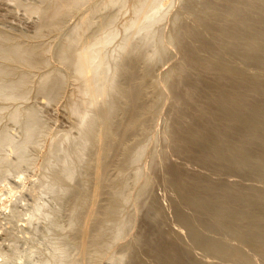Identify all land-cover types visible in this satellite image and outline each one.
<instances>
[{
    "label": "bare ground",
    "instance_id": "obj_1",
    "mask_svg": "<svg viewBox=\"0 0 264 264\" xmlns=\"http://www.w3.org/2000/svg\"><path fill=\"white\" fill-rule=\"evenodd\" d=\"M88 1H91V0H40V2L39 1L36 2L35 5L34 4L32 5L31 2L30 3L25 2V3H28V5L25 6V9L27 8L26 11L30 12V14L34 13L33 15H35V14H37L38 16L40 15V17H41V18L38 17V19H41V20H38L40 22H38L39 24L38 23L36 24L37 29H35L34 35L33 34H32L33 36L30 35L31 36L30 37L27 34L29 36L28 37V36H26V34L24 35V33H22L23 35L21 33H18V34H20V36L17 35V33H16L15 36L16 35L17 36L15 37V36H12L14 33H12V34L9 33L11 35L10 36L9 34H6L7 31H4L5 32V34H4L2 32L3 30L0 29L1 30L0 31V98H1V100L0 101H4V99H5V101H6V99H8V100L11 99V100H16V101L18 99L22 100V99H24L26 96H28L30 94L29 93V92H31L30 91V87H31V90H32V88H34L35 85H37V87L40 89V91L43 94L47 91V93H45L46 96H47L48 93L50 94V97H52L57 92H58V94H56L54 96L62 94V93H59V89L61 90V86L63 85L64 79L68 78L67 77L68 75L66 76L65 73H63L64 70L66 69L67 70L66 72L71 74V79H72V84H73L72 95L68 94L69 95V99H70V101L68 99V101H69L68 103L71 102L70 105H71V107L73 109L72 111L76 112L78 114L76 116H80V118H81L80 119L79 117H76L74 115L76 117L75 118L76 121H77V118H79V121L81 120V123L78 122V121H77L78 122L77 123L75 121V124L76 123L77 124L80 123V126L75 125V124L74 125L76 127L78 126V128L80 129L79 131L84 133V135L86 137V134L88 133V131H87L88 129L91 130V127H94V128L95 127H99V126H97V124L101 123L99 125L103 126L102 127L103 130H99L98 128H96L98 130L95 129L96 131L93 134H91V131L94 130V129H92L90 131V133H89L93 137H96L97 140L99 139L98 140L99 141L98 144L101 143L100 141H102V140L109 139L108 138V134L111 131H113V132H111L110 135H112L113 137L117 133L120 134V131H121V134L119 136H121L120 138H122V141H120V142H122V144L124 145V147H123L124 149L123 150H125V147H126L125 144L127 145V143H128V142L126 143V139H127V141H129V139H128L129 137L126 138V136H128L127 134H128L129 127L132 126V127L136 128L135 124H134L135 118L132 116L134 110H135V112H136L137 108H139V110H140L142 108V106L145 105L144 103L146 101H147V104L148 103L150 104L151 101H152V105L154 104L153 100L150 99V102L148 101L147 97H149L150 95L146 96V94H145L146 89L149 86L151 87L153 85L152 83L160 84L159 86L157 84V86H158L157 87L158 89H156L157 91L159 89L161 90V88L163 86L161 82H158L159 80H156L154 76L152 78V76L150 74H153V73L155 74L156 73L155 70L159 67V65L157 66V64H159V63H157V61H156V59H157L156 53L159 50V48L161 47L162 42H163V44H165L164 41H162L161 36H159V34L161 33V27L159 28L160 25L159 24H158L159 26L155 25V24H154L155 26L153 25V23L155 21H157L158 18H161V15L163 14V13H161V15L159 17V13H160V11H162L161 9L164 8L165 0H102L99 4H97L99 1L96 0L97 1L96 2L97 6L93 4V1H91L94 7L93 6L90 7V10H88V11L84 10L83 12L85 14L81 13L80 16H82V17L81 18H76V20L74 22L76 24L75 27L73 28V30H72V28H69V29L72 30V31L70 30L71 33L67 37H66V35H67V33H66V35L64 36V39H63L64 42L62 41L63 44L61 45V47L59 49L58 61H59L60 65H61V67L63 66L65 68V69L61 68L63 72L59 68H49L46 71L43 70L44 72L41 73L40 70L42 68L45 69V67L46 68L48 67V62L51 64V62L49 61V52H50V49H51L50 42L52 43V41L49 40V38H48L49 36L47 37V35H49L51 32L53 33L55 30H56L55 32H58V30L61 29V28L59 29V27H61L60 25L63 26L62 23L65 22V20H63V19L64 18L66 19V16H69V18H70L71 14H73V13H71L72 10L77 12V9L80 7V5L85 6L86 4H88ZM206 1L209 2V0H206ZM213 1H215V0H213ZM203 2L205 3V0L204 1L200 0V3H198V7L199 8H201L200 5H203ZM220 2H221V6H217L215 4L216 1H215V3H213V2L212 3H206V4H204L205 5L204 7L202 6L203 8H201L200 11H199V8L197 9V7L196 8L193 7L194 6V4H193L194 1L192 3V5H193L192 7H191V4H189V6L192 8V11H193V9L194 10L197 9L195 11V12L198 13V15H197V17H198V20H197L198 21L197 22L198 25L196 24L197 27L196 26L192 27L193 25H195V23L194 24L192 23L193 25L189 24L190 20L188 18L187 19L189 21L185 20V22L188 25L186 23L183 24L181 21L183 20L182 18L184 16H181L182 18H180V16L178 18L174 16V18H176V19H174V18H173L174 20L172 19L175 22L174 23L175 26H171V30L173 28H175V31L172 30L174 32V34L171 33L172 31L170 32L173 35V37L169 34V38L171 40V37H172L173 41L171 40V42L173 44L175 43V45L178 46L179 49H177V50H180L179 52L181 53V55H180L181 58L177 62H175L176 64H175L174 67H172L173 64L171 66L169 65V67L171 68L170 71H168V73H165V74H167L166 77H165V75L163 76V77L166 78L165 81H164V78L162 77L163 78V82H164L163 84L165 85L164 87H167V85H168L169 88H170V91H171L170 95H171V99H172V102H173V114H174L175 120H174V123H173V126H172L170 132H171V135L173 136V143L175 145H177L178 147L182 148L186 152L193 153L196 156H198V157H200L202 159H205L208 162H214L215 163L216 161H219V162H221L223 164L225 162L226 164H230V166H231V164H233V166H237L238 168H240V164L243 163L242 165L245 164L244 166H247V165L249 166V167L247 166V171L245 170L247 173L249 172V174H250V171L252 169L250 171H248V169L253 167L257 171L258 176L264 178V147H263V150H259L258 151L257 148L260 145L257 144L258 146H257L256 149H255L256 145L253 146L254 145V141L258 140V139L255 140L256 137L258 135L260 136V134L264 135V95H263V93H264V84H262L264 81L262 83H259V82L256 81V79H254L250 75H245V76L241 75L238 72V70L236 68H234V67L228 66L227 64L221 63V62H214L213 60L202 56L198 52V50L195 47V45L193 43H191L188 40V38H187L188 32H192L193 31V32H195L197 38L199 40H201L203 42V44L206 47H208V48L217 47V48H219V50L221 52H224V53L228 52V53H231V54L236 55V56L242 55V56H244L243 59H245V62L247 63V66H249V67L250 66H254V65H255V67L256 66L257 67L258 66H264V0H220ZM25 3L23 5H25ZM32 3H33V1H32ZM94 3H95V1H94ZM185 3L186 4H184V5L188 6L187 1ZM89 4H91V3H89ZM112 6H113L112 9L116 13H113L112 16H110V13H111V11H110L111 8L110 7H112ZM189 6H188V8L190 9ZM196 6H197V4H196ZM106 7H107V11L109 10L108 8H110V10H109L110 13L107 12V13H109L108 16H106L107 19L104 20L102 18L104 20L103 21V20H101V18H97V17H99L100 15H102L103 13L106 12V9H105ZM115 7H116V10H115ZM80 8H82V6ZM88 8H89V6L86 9H88ZM91 8L93 10H91ZM101 8H104V11H103V9L101 10ZM117 8H119L120 10H117ZM74 9H76V10H74ZM187 9H185V10H187ZM97 10L103 11V13L102 12H97ZM113 10H112V12H113ZM122 10H124V11L130 10L131 14H129V16L131 15V17L121 21L123 19V15L125 16V12L123 11L124 12L123 13ZM248 10H251V11L253 10L252 14H253V12H255V13L253 15L250 14V16L247 17L246 15H247ZM79 11H81V9ZM95 12L97 13L96 15H94ZM117 12L119 13V15H120V12H121V15H122L121 19H120V16L117 15L118 14ZM213 12H214V14L215 13H217V14L219 13L218 14L219 15V17H218L219 19L215 18V17L212 18L211 15H213L212 14ZM126 13H129V11L128 12L126 11ZM194 13L192 12V14H194ZM98 14H99V16H98ZM178 14L176 13L175 15L178 16ZM64 15H65V17H64ZM93 15L98 20L96 18H94ZM105 15L106 14H103V16H105ZM186 15H188V14L185 13V17H188ZM209 16H211L210 19H215V21L208 19ZM126 17L127 16H125V18ZM185 17H184V19H185ZM77 19L79 20L78 23H76V21H78ZM216 19H218L219 22H222V23L221 24L218 23L216 21ZM94 20L99 21V22L97 23ZM231 21L232 22L235 21V24L234 23L232 24ZM229 22L231 23V25H228ZM99 23L101 24L100 26H98ZM158 23H159V21H158ZM64 25H65V23H64ZM93 25L96 26V27H93ZM152 25L156 28V31L159 29L160 32H157V35L159 36V38L161 40H159L158 36L156 37V35H155L156 32H154L155 28H152ZM97 26H98V29L96 31L95 28H97ZM156 26H158V27H156ZM247 26L248 27L250 26V29L248 30V32H245V30H244V32H245L244 33L243 29L245 27H247ZM91 29H95V31L93 30V32H92ZM204 32L205 33H209V36L206 37L207 34L205 35ZM52 33L50 34V38H51V35H53ZM124 34H126V35H124ZM119 36L121 38L124 37V39H125V40L123 39L124 43L122 41H119V40H121L119 38ZM45 37H47V38H45ZM155 37H156V39H155ZM45 39H48L49 41L45 40ZM52 40H53V36H52ZM116 40L119 41V43ZM150 40L151 41L152 40H154V41L156 40V41L152 43ZM148 41H150V43ZM114 42H116L117 44L114 43ZM121 42H122V44H121ZM113 44H115V45H113ZM146 44H148V45L152 44V46H150V45L148 46V49H151V51L148 50V49H145L146 51L147 50L150 51L149 54H148V58H151L153 56V53L155 54L153 56V59H155V56H156V59L154 60V64L155 65L153 66V68H155V69H152L149 66L150 64L148 65L147 62H146V65H148L150 67L151 72H153L152 70H154L153 73H151L150 71H149L150 73L148 72L149 76H151V78H152V79H150V80H152V83H151L152 85L149 84L150 81L148 80V78L146 76H145L146 78L144 76H143V78L148 80L149 83H148V81H145V83H144L143 79H142L143 82H141L142 81L141 78L140 79L138 78L139 82L143 83L144 85L145 84L147 85V83H148L147 88L143 89L145 91L144 92L145 95H143V93L141 94L142 91H139V90L137 92H135L136 89H140V88H137L138 87L137 85H136L137 87L135 89H134L135 86L132 88L134 90V92H135V95H134L133 91H131V90H130L131 92L130 91L128 92L129 89H127L126 87H128L129 84L128 85L126 84L127 85L126 87L124 86L125 87L124 92L127 89V92L129 94H131L132 97L134 96L133 98H131V97L129 98V96H130L129 95L128 98H125L127 100L130 99V101H131V103H129L130 105L128 104L130 107L127 106L128 108H130L129 109L130 110L129 115L131 117L129 116L130 119L127 117L128 121H126L124 123L122 120L124 118H126V117L123 116L126 113L123 110H126V109L128 110V108L125 107L126 109L125 108L121 109V107H120L119 110H122L125 113V114L123 113L121 115V117H120L119 114H121V112L118 110V108H117L118 111H116V107H115L117 105V102H115V100L119 97L120 93L118 91L120 89L117 90L118 95L115 94L117 97L115 96L116 98L114 100L112 99L113 97H112L111 91L113 89L116 91V89H118L120 85L121 86L125 85V81L123 80L124 78H121V76L124 77L123 76L124 74H122V73H124L123 71H121V73H120L122 75L119 76L120 75L119 74L118 77H120V81L122 79L124 81V83L122 82V84H120L119 86H117L118 84L116 83L117 74L120 72L119 69L123 68L122 70H124V67H125L124 65L125 64H124L123 61L121 62L120 59H119V62H121V64L120 63L119 64L122 65V63H123L124 64L123 67H121L117 63L118 60H116V64H115L114 63L115 62L114 57H115L116 54H117V56H120L118 54H121L120 53L121 50L124 49L123 51H125L126 49H128L125 52V53H127L126 55L128 57L132 56L130 58H133V56H136L134 58V61L136 60V58H137V60L138 59L140 60L141 58L137 57V54L142 52V51L140 50V52H139V50H138V53H137L136 52L137 50L135 51V49L143 47ZM110 46H113V48L110 49L109 48ZM145 47L147 48V45ZM235 47H238V48L240 47L241 49L237 50V48H236L237 51H235L234 50ZM129 48L132 49V51H133V48H134L133 54H134V52H136L137 54L136 53H135L136 55L128 54L129 51H130ZM163 49H165V50L158 51L159 56L161 55L160 54L161 52L163 53L164 51H168L167 50L168 47L167 48L164 47ZM231 50H234L235 54L232 53ZM150 53H152V54H150ZM167 53H165V54H167ZM123 55H121V56H123ZM117 56H116V59H118V58H122L123 59L125 55L123 57H121V56L117 57ZM141 56H142V54H141ZM162 56H165V55H161V57L159 58L160 59L159 61L162 60L161 58H165L163 60L166 61L167 60L166 57H168V55L166 57H162ZM128 57H127V59H128ZM239 58H241V56ZM112 59H114V61ZM143 59H144V57H142V61L141 60L140 61L138 60V61L140 63H143L144 60H145V59L144 60ZM151 60H152V58H151ZM151 60L149 59L148 61L150 62ZM155 61H156L157 64L155 63ZM128 62H126V63H128ZM136 62L137 61H135V63ZM135 63H133V64L136 66ZM140 63H139V65H140ZM50 64H49V66H50ZM117 64L120 66V68H119V66ZM160 64H162V63H160ZM129 65H131V64H129ZM132 66L133 65H131V67ZM135 66H133L132 70L136 69V71H138V69H137L138 67L139 68H140V66L143 67L142 65L137 66V67H135ZM155 66H157V68ZM127 70L129 71V69H127ZM146 70L148 71L147 68H146ZM146 70H141V72H142L141 75ZM35 71H40V75H39L40 78L37 79L38 80V84H37V81H33L36 84L31 82L32 81L31 77H34V76L36 77L37 76L36 74L33 75L34 74L33 72H35ZM130 71H131V69H130ZM130 71H129V73H130ZM138 72H135V73H138ZM135 73L134 74L131 73V75L133 74V75H137L138 77L139 76L141 77V75H138V74H140V72L138 74H135ZM15 75L17 77H15ZM65 76L67 78H65ZM126 78H127V76H126ZM156 78H157V76H156ZM134 79L135 78H133V79L130 78V80H131L130 81L129 78H128V83H129V81L131 83L134 81L133 84H135V80L136 79L135 80ZM153 80H156V81L153 82ZM31 83L34 86L31 85ZM69 84H70V82H69ZM132 85H131V87H132ZM138 85H140V84H138ZM153 86L151 88H153ZM142 87L144 88L143 85H142ZM159 87H161V88H159ZM38 88H37V90H38ZM154 89H155V87H154ZM154 89H153L152 92H151V89H150V91H149L150 93L147 92V95L151 94L153 92L155 93L156 90H154ZM140 90H142V88ZM166 90H167V88H166ZM61 91H63V90H61ZM120 92L123 93V91H121V90H120ZM159 92H161V91H159ZM164 92H165V90H164ZM161 93H159V94L161 95ZM155 94H156V96H155ZM155 94L154 95L152 94V95L157 97V93H155ZM167 94H169V92ZM257 94L262 96V97H260V99L258 97L255 98V96ZM124 95L127 96L125 93H124ZM152 95H151V97H152ZM142 96H143V100H142ZM120 97H121V95H120ZM139 98H140V102L138 101ZM158 98H159V101H158ZM158 98H156L157 100L155 99L156 102H160L159 104H161V101H162V104L165 103V102H163V98H161V100H160V96H158ZM118 99H120V98H118ZM122 99H123V95L121 97V100H119L120 103H121V101H123ZM141 100H142V103H143L142 106H141ZM116 101H118V100H116ZM137 101H138L137 105L141 106V108L136 106ZM156 102H155L154 105H157ZM19 104L20 103H18L16 105L20 106ZM126 105L127 104H125V106ZM18 106H15V108L16 107L18 108ZM162 106H160V107H162ZM68 107H69V110H70L69 104H68ZM160 107H158L155 110V106H154V108H153L154 110L153 109L149 110V107L147 106L146 110L148 109L147 110L148 114H146V113L145 114H146V116L148 115L147 117H149V119L147 120V117L145 116L146 124H147V121H149V120L151 121V119H152L151 117L153 116V113L151 111H153V112L157 111V110L161 111L162 109ZM150 108H152V107H150ZM18 109H20V111ZM18 109H16V110L14 109L15 110L14 112H12L13 110L11 111L12 112V114H11L12 117L11 118H13L14 120H18L21 117L20 116L21 110L23 112V108L21 109V107H20ZM143 109H144V107L141 109V111H143ZM34 110H35V108H34ZM113 110H114V113H115V111L118 113V114L115 113V115H116L115 117L118 118V119L120 118V121L118 120L119 121V125L121 124V122L126 124L124 127H123V125H124L123 124L122 125L123 128H121V125L119 126L118 122H117V127L119 126L120 128L119 127L118 128L121 129L118 132H117V130H119V129L116 130L114 127H113V130L111 129V131L108 132L109 129L111 128L109 122L113 121V119H111V118H113V115L112 116L110 115V114H113ZM26 111H28V112H26ZM26 111H24V114L28 115L26 117H27V120L29 119L30 122L28 121L29 123L28 122H27L28 124L26 123L28 126H27V128H25V129H27L25 134H24L25 135V137H24L25 139L23 138L24 140H22V142L18 141V143H16L17 145H15L14 141H12L13 136L10 134L12 136V139H11L10 136L8 135L9 132L7 133V131H6L7 129L3 128V129H6V130L1 129L2 132L0 131V148L3 145L4 146L5 145L8 146V144L11 143L12 145L14 144V147H17V150H16L17 152H18V149H19L20 152H23L25 154L26 148L28 150L27 146L29 145V143L31 142V144H33L32 142H35L34 140H35L36 137H35L34 134H36L37 131L40 132L41 129H43L41 126H44V125H43L42 121H40V122H42L41 123L42 125L41 126L39 125V123H40L39 119L37 117H36V119H38V121L35 119V112L33 110H26ZM128 111H127V116H128ZM141 111L139 112L140 114H141ZM159 111H157V113L154 112V114L158 116L159 113H160ZM170 111L172 112V110L169 109V114L168 115H170V117H171L172 114H171ZM109 115H110L111 118H109ZM117 115L119 117H117ZM149 115L150 116L152 115V116L150 117ZM154 116H153V120L156 121L157 119H154L155 118ZM121 118H122V120H121ZM33 119H35V120H33ZM125 120H127V119H125ZM116 121H117V119H116ZM116 121H115V123H116ZM138 122L140 123V121H138ZM142 123H144V121ZM148 123H150V122H148ZM115 125H112V126H115ZM150 126L152 127V124ZM40 127H41V129L36 130L37 128H40ZM78 128H77V130H78ZM149 129H150V127H148V130ZM114 130H116L117 133H115ZM79 131H77V132H79ZM83 131H85V132H83ZM141 132L144 133V131H141ZM145 132L147 133V131H145ZM82 133H80V135ZM148 133H149V131H148ZM57 134L58 133H56L55 135H57ZM65 134H64V137H63V135L61 136L62 137L61 139H58L57 136L53 135V137H55V139H53L52 142H51V145H50L51 149H49V153L47 152L48 155L50 154L53 157V159H54V157L56 156L55 154L59 155L61 153L60 150L62 149V150H64L63 152L65 154L61 153L60 155H62V154L65 155V158L64 159L59 158V157L57 158V156H56L58 161H60L61 159L63 160L62 163L60 162L61 164H57L59 162H56L55 159L54 160L51 159L52 158L51 157L50 159L52 161V164H54V162H56L55 164H57V166L59 165L58 168L61 167V169H60L61 171L58 170V168L56 167L55 164L54 165L51 164L52 165V166L50 165L51 167L49 166L50 170H51V168H53L55 166V168H56V169L54 168L55 171L58 170L60 173H63L64 175L63 174H61V175H63L64 178L65 177L67 179L70 178V177L74 178V176H75L76 179L78 180V183H79V180H80L79 178H82V177H78L77 178V176H80V174L83 173L86 169L79 168V166H77V162H80L78 165H83L81 163H84L85 165H83L81 167H85V166L87 167L88 166V168H90V169L87 168V170H90V171H91V168L95 167V170L92 169L94 171L93 173H95V176H94V174L91 173L92 171L91 172L88 171V174H89L88 176H93L95 178V184L94 183L91 184V185H94V191L93 190L91 191L90 190V186H89V187H87L89 189H85V191H83V192H86V191L90 190L91 193L89 191L88 192L91 195H93L92 193L94 192L95 196L93 195L94 198L92 196V199L94 201H95V199L98 200L97 198L100 195L99 192H100L101 188L106 186L105 183L103 185V177H104L103 174L106 173V176L108 174L107 173L108 171L105 170L106 166H107V170H109V172L111 174V168H110V166L108 167V165H107L108 163L106 162L107 158L110 160L112 154H115V156H117V159H118L119 154H121V153L123 154V152H124V154H126L127 152L125 153V151H123V150H121L123 152L119 151L120 147H117L118 146L117 144L120 145V142L116 143V141L118 142V140L114 141V143H116L115 145L112 142L111 143L116 149L119 148L117 150V151H119V154L116 153V152H113V153L110 152L111 150L115 151V148L111 145L109 140H108L109 142L108 143L106 142V144L104 143L105 142L104 141L103 142L104 144L102 143L103 145L102 144L100 145L101 147L97 144V142L95 144H93L95 142L94 140L96 138L91 140L92 142L94 141L93 143H90V141L88 139L91 138V137H89L91 135L88 134L87 136L89 138L86 137V140L90 143L89 145L92 147V152H91L92 155H93V151H94L95 148H96V150H98L97 148H99V150H98V153H97V151L94 152V155L95 154L97 155L96 159L93 158L94 163L91 161L92 159L89 160L91 162H86L87 160L81 162V160H84L83 157L81 158V156L84 154V152H86L88 154V150H89L88 149L89 147L87 148V146H89V145H87L88 142L86 140H83V137H84L83 134H82L83 137L80 136V138H82V139H80L79 137H78L79 139H76L77 137L74 136V139L79 140V141L81 140L80 142H78V141H76V140H74L72 138L73 137L72 133L68 132V134L67 133H65ZM69 134H72L71 135L72 137ZM150 135L151 134H149V136ZM106 136H107V138H105ZM119 136L116 135V139L117 138L119 139ZM146 136H147V134H146ZM33 137H35V138H33ZM59 137H60V135H59ZM260 138H261V136H260ZM112 139H114V138H112ZM112 139H110V140L113 141ZM124 139H125V143H123ZM136 139H138V137L135 138V140ZM148 139H149V137H148ZM261 140H262V138H261ZM72 141L77 142V145H75L74 142L72 143ZM15 142H17V141H15ZM137 142H136L137 148L135 146V148L137 150L135 149L136 151L134 153H130L132 151V150H130L129 154L130 155L133 154L132 155V159L133 158L137 159L138 157L141 156L140 158H138V161H139L144 156H143V154L141 152V150H142L141 147H139V149H138V146H143V150L147 151L146 150L147 142L143 141V142H146V144L142 143L144 145H141V144L138 145ZM6 143H8V144H6ZM256 143H259V142H256ZM91 144L93 146H95L97 144L99 147L96 145L97 147L95 146V148L93 149V146ZM122 144H121V146H122ZM72 145H74L75 147L73 146V148H71ZM218 145H222L220 147V149L217 148ZM11 147H13V146H11ZM14 147H13V149H14ZM113 148H114V150H113ZM155 148H156V146H155ZM155 148L152 150V152L155 150ZM259 149H260V147H259ZM128 150L129 149H127L126 151H128ZM58 151H60V152L58 153ZM155 151H157V150H155ZM155 151L153 152V154H155ZM109 152L112 153V154H110L111 156L107 155V153H109ZM0 153H1L0 155H2L1 149H0ZM23 153H22V155H23ZM26 153H28V151ZM151 153H150V155H151L150 157L152 159L149 157L150 159L148 160V163H150V162L151 163L149 164V167L147 168V170L149 171L150 167H152V169H150V172L152 170H154V169L155 170L159 169L158 168L159 165H157L158 163L155 162V158L157 160H158V158H157V156L154 157L155 155L153 156ZM124 154L121 155V157L124 156L123 158L125 159V155ZM139 154H142V155L139 156ZM18 155H19V153H18ZM20 155H21V153H20ZM48 155L45 156V154H44L45 160L40 158L41 162L43 161L42 162L43 165H44V162L47 159H49L47 157H49L50 155L49 156ZM105 155H107L106 158H105ZM127 155H126V157H127ZM130 155H128V156L130 157ZM156 155H157V152H156ZM160 156L161 157L159 159H161L163 157L162 154ZM3 157H4V151H3L2 159L3 160H4V158L8 159L7 158V154H6V157H4V158ZM19 157H17L18 160H19ZM26 157H27V154H26ZM41 157H43V156H41ZM121 157H119L120 160H121ZM145 157H144V159H145ZM158 157H159V155H158ZM76 159H78L79 161L77 160V162H75L76 163L75 164L74 161ZM127 159L123 160V162L124 161H126V162L129 161L128 162L129 164L131 162V164L129 166H131V168H133L134 165H132V161L133 160L131 159V157H130L131 161L129 159L128 160ZM146 159H148V158H146ZM146 159H145V161H146ZM142 160H143V158H142ZM153 160H154V162L156 163L157 166L155 164H152ZM51 161H49V162H51ZM115 161L116 160L114 159V162ZM3 162H1V163H3ZM46 162H47L48 165L50 164L48 162V160ZM140 162L141 161H139L137 164H140ZM161 162H162V160H161ZM86 163H91V164L87 165ZM117 163L119 164V162H117ZM9 164H10V162H9ZM9 164H8V166H9ZM47 164H45V165H47ZM93 164H96V165L93 166ZM115 164H116V162H115ZM115 164H113L114 167L120 166V164L119 165L116 164L117 166H115ZM122 164H121L122 168L120 169L121 171H123L122 170L123 167H126V166H123L125 163L123 165ZM144 164H146V163H144ZM151 164L153 166H151ZM3 165H4V163H3ZM113 165H111V166L113 167ZM164 165H166V164H164ZM8 166L6 167L7 170H8ZM89 166H91V167H89ZM129 166L127 165V167H129ZM161 166H163V165L161 164ZM161 166H159V167H160V169L162 171ZM227 166H229V165H227ZM1 167H3V166H1ZM47 167L48 166H46V168H44V169H46V171H47ZM76 167H78L79 170L82 169L84 171L81 172L82 171L81 170L80 171L81 173L79 172L80 174H78V172H77L78 175L76 173H75V175H73L74 172H76ZM120 167H118V168H120ZM153 167H154V169H153ZM168 167H169V170L171 171L170 173H172V175H173V178H174L173 180L175 181V183L177 184V186H178V188L180 190L179 192L183 195V199L185 200L184 202L185 203L187 202V203H189V205H191V206L193 205L194 207H196V209L198 210L197 212L201 213L200 216L203 215L204 218H203L202 221L204 222V224L206 226L204 227V225H203V228L201 227V229L205 228V231H206V228L207 229L208 228H214L217 231V228H219V229L220 228H222V229L225 228L224 230L227 233H230V237L231 238H232L231 233H233L236 236L235 233L239 234V232H240V233H242L243 238L247 242H250L257 251H259L260 253L264 254V207L261 205L262 201H264V197L262 195H260V194H250L249 192L248 193H246V192L243 193L242 191H239L241 189L239 187H237V191H235L236 187L232 188L233 186H232L231 182H230V184H231L232 187L230 185L221 186V185L213 184L210 181L205 180L204 178L190 176L186 171H184L182 169H177L176 167H174L173 164H171V162H170ZM140 168L143 169L142 167H137L135 169L141 175L143 171L141 172ZM164 168H165V166H164ZM229 168H232V167H229ZM234 168L235 167H233L232 169H234ZM165 169H167V168H165ZM243 169H245V167ZM7 170H4V172L5 171L7 172ZM9 170H10V168H9ZM125 170H127V169H125ZM155 170L153 172H154V174L157 175V172ZM169 170H168V172H169ZM255 170H253L254 172H252V174L255 173ZM0 171L3 173V169L2 170L0 169ZM51 171H53V169ZM51 171L48 172V173H51ZM58 171H56V173H58ZM121 171H120V174L122 176ZM163 171H164V169H163ZM89 172L92 175H90ZM53 173H54V171L51 174H53ZM123 173L125 174L126 172L123 171ZM143 173H145V172H143ZM146 173L148 174L147 171H146ZM170 173H169V176H170ZM228 173H229V171H228ZM233 173H234V171H233ZM86 174H87V171H86ZM86 174H82L81 176H83V177L86 176L87 177ZM134 174H136V172H134ZM139 174L137 173V175H135V176H139ZM147 174L145 176V178H147V179H148V177L150 178V176L153 175L152 173H150V174H148L150 176H147ZM165 174H166V172H165ZM243 174H245L244 171H243ZM163 176H165V175H163ZM163 176H162V178H163ZM110 177L111 176H109V178ZM156 177L152 176V179L156 178ZM44 178H46V176ZM51 178L55 179L57 177L54 178L52 176ZM73 178H71V179H73ZM109 178H107V181L111 180V178L110 179ZM127 178L128 177H126V180H128ZM74 179L71 180V181L73 182ZM83 179L80 180V182H81L80 184H82V183L84 184V180ZM147 179H145L143 185L139 189V193H137L138 195L136 197L137 198L139 197L138 199H140V196H143V193H145L146 191L149 192V188H147V186L150 185L151 183L148 184ZM163 179L165 180L166 178H163ZM43 180H45V179H43ZM49 180L51 182L52 179L49 178ZM85 180L87 182L86 185L87 184L89 185L90 182L88 183V181H90V180H88L86 178H85ZM148 180L150 181V179H148ZM223 180H225V179H223ZM54 181H56V184H60L59 180H58L59 183H57L58 182L57 179H55ZM54 181H53V183L55 184ZM63 181L65 182V179ZM68 181L70 182V179H68ZM151 181H153V180H151ZM64 182L61 183V185H63ZM145 182H147V183H145ZM153 182H155V180ZM225 182H227V181H225ZM66 183H68V182L66 181ZM74 183H76V182H73V184ZM172 183H173V181H172ZM220 183H222V182L220 181ZM223 183H224V181H223ZM228 183H226V184H228ZM54 184H52V185H54ZM112 184L113 183L111 181V185ZM52 185L49 186V188L52 189V193H57V195H59L60 193L64 192L63 189H59L61 185L60 186L58 185L59 187H57V185L53 186V187H55V188L57 187L59 189V190H57V192H54L55 188L53 189ZM126 185H128V183ZM126 185L124 186V184H123L122 186H124V187L123 188L121 186L120 187L124 190L126 188ZM171 185H170V187H171ZM44 186L47 187L46 185H43V187ZM67 186L71 187L72 185L71 186L67 185ZM78 186H80V185L78 184L76 187H78ZM107 186L109 187L108 184H107ZM76 187L75 188L73 187L74 189L69 190L70 191L69 193L70 194H73L75 192L78 193L80 191H78V190L76 191L75 189L83 188V186H81L80 188H76ZM85 187L86 186L84 185V188ZM91 187H93V186H91ZM106 187H105V189H106ZM150 187H152V186H150ZM49 188H48V190H49ZM61 188H63V187H61ZM115 188H118V190H119V187H115ZM153 188H154V186L151 189H153ZM65 189H67V187H65ZM91 189H93V188H91ZM146 189H148V190H146ZM46 190L47 189H45V191ZM67 190H65L64 193L66 194V196H69L70 194L68 195V193H66ZM73 190H75V192ZM144 190H145V192H143ZM71 192H73V193H71ZM81 192L78 193V194L80 195ZM88 192L85 193V194H88ZM103 192H104V190H103ZM152 192H154V190H152ZM120 193H122V194H120ZM120 193L117 192L118 195L119 194L122 195V196L119 195V197H121V199H122L124 197L123 195H125L124 191H120ZM150 193H151V191L149 192V194ZM172 193H173V190H172ZM180 193H179V195H180ZM62 194H60L59 196H61ZM151 194H154V193H151ZM101 195H100V197H101ZM146 195H147V192H146ZM176 195H177V192H176ZM63 196H61V197H63ZM83 196L84 195L81 194V200L83 199L82 198ZM85 196H87V195H85ZM96 196H98V197H96ZM79 197L77 198L76 197V193H75V198H77L78 201H79V204H81L84 200H82V202L80 203V200H79L80 198ZM112 197L113 196H110V198H112ZM125 197L128 198L127 196H125ZM148 197H147V199H148ZM85 198L86 197H84V199ZM150 198L152 199V196ZM156 198L153 195V199L152 200H155L154 202H156ZM175 198H177V197L175 196ZM113 199H115V198L113 197L111 199L112 202H114V203L117 202L116 200H113ZM147 199L143 198L142 201H144V200L147 201ZM93 200H92V204H93ZM149 200L150 199H148V201L146 202L145 205L140 201L141 202L140 203L141 207L144 206L145 207L144 209H146V206H148L150 203L152 204V202H151L152 200H150V201ZM157 200H158V198H157ZM177 200L178 199H176V201ZM119 201H121V200H118V202ZM176 201H175V203H177ZM180 201H182V200H180ZM86 202H87V200H86ZM112 202H109L110 203V204H108L109 207H110L111 204L112 205L114 204ZM148 202H150V203L147 205ZM178 202H179V200H178ZM120 203H121L120 206L117 205L118 203L116 204V206H119V208L115 207V205H114V207H115L114 209L112 208V206L110 208L113 209V211L115 209H119L120 211L123 212V210L121 209L123 203H122V201ZM157 203H154V204H157ZM151 204L147 207V211L151 207ZM154 204H152V205H154ZM176 205L180 206L179 204H176ZM80 206H82V205H78V207L81 209ZM84 206H87V205H84ZM159 206H157V207L159 208ZM175 206H174V208H176ZM185 206H186V204H185ZM88 207L89 208H86V209L89 210L91 206H88ZM106 207L107 206H105L103 208H105L107 210V208H109V207H107V208ZM153 207H155V206H153ZM184 207H182V208H184ZM93 208L94 207H92L90 209V212L87 210L89 212L88 215H90L88 217L89 219H87V221L88 220L90 221V219L92 220V218H94L93 217L94 214H95V218H96V213L95 212L94 213L91 212V210ZM191 208H193V207H191ZM82 209L84 210V208H82ZM152 209L153 208L149 209L148 213H150V211H152ZM161 209H163V208L161 207ZM196 209L192 210L193 211V218H195L194 217V213L196 212L195 211ZM39 210H41V209H39ZM106 210H105V212H106ZM109 211H111V210H109ZM109 211H107V213ZM115 211H116L115 213H118L117 210H115ZM161 211L162 210L159 209V211H157V213L161 212ZM177 211H178L179 217H178V214H176V213L175 214L178 217V219L180 218L179 223H180V221H182V224L184 222L185 223L184 227H185L186 224H189L193 228L196 227L195 225H193V222H192L193 218L191 220L189 217H187V214L184 215L185 213H182V211L185 212V210H181V208H180V210H177ZM105 212H103V213L105 214ZM122 212H119L118 215L115 214V215H117V218L115 219L114 222H112L111 224H110V222H107V224H106V225L110 224L111 225V229H112V227H114V229H113L114 233H111V235L113 234L112 238L111 239L109 237H108L109 239L108 238H106V239L103 238L104 241L106 242V243L105 242L104 243L107 244V245L113 244V242L115 240H117V239H120V238L122 239V235L125 232V228L127 226V222L131 221V219L129 217H128V220L126 219L127 218L126 217L125 219L127 221H125V219L122 216L123 215ZM152 212H156V211H152ZM186 212H187V209H186ZM161 213H159V217H160ZM227 213L228 214L230 213L231 215L229 216ZM102 214L100 216L101 218H103ZM144 214H145V211H144ZM163 214H161V215L163 216ZM165 215H166V213H165ZM196 215H199V214H196ZM225 215L229 216L230 218H228V217H227L228 219L225 218L226 220H228V222H226L227 223L226 225H223V223L221 221V217H223ZM104 216H107L106 219H108V217H109L108 215H104ZM144 216L148 217V218H149V216H154V218H155L156 214L155 215L153 213L149 214V215L145 214ZM97 217H98V214H97ZM156 217L159 218L158 216H156ZM164 217L162 219L166 220V219H164ZM190 217H191V215H190ZM95 218H94V223H93V221L90 222V223H89V221L85 222L86 221V219H85L84 224L88 223V225L90 226L91 223H93L94 225H96V229H97V224H99L100 221H102V220L104 222V218L100 219V221L98 219L99 222L98 221L96 222ZM149 219H148V221H149ZM144 221H147V220L144 219ZM150 221H151V219H150ZM156 221L157 220H155L154 223ZM75 222L78 223V221H75ZM75 222H73V224H71L72 223V221H71L70 225L71 226L75 225L74 224ZM103 222H101V223H103ZM141 222H142L141 224L143 225V221H141ZM161 222L159 221V223L163 224V225L159 224L160 227L161 226H164V227L167 226L166 225L167 221H165L166 224L164 223V221L162 223ZM95 223H97V224H95ZM152 223L153 222H150L148 224L149 228L147 229L148 230L147 233L149 232V229H151L152 227L153 228L156 227V228H155V230L152 229V232L150 231L151 233H154L153 231H157L158 229H159L158 231H160V232L162 231L163 232V228L164 227H162V229L161 228L157 229V227H159V226L156 225V226H152L151 227L150 224H152ZM195 223H197V221ZM198 223H200V222H198ZM201 223H200V225H201ZM94 225H91V227H93ZM102 225H103V228H105L104 229V233H106V231L108 229H107V227H104L105 226L104 223ZM145 225H146V223H145ZM153 225H155V224H153ZM249 225H253L254 228H255V225L256 226L259 225L258 232L254 233L253 232L254 230L252 231L250 229ZM76 226H77V224L75 226H72V227H74L76 229H79L78 228L79 226L78 227H76ZM223 226H224V228H223ZM143 227L144 226H142L141 228H143ZM80 228L82 229L83 226L80 227ZM94 228L95 227H93V229H92L93 231L95 230ZM103 228L102 227L100 228V230L102 229L101 230L102 232L99 231V228H98V233H100V232L103 233ZM144 228L140 229V231H143ZM198 228H199V225H198ZM126 229H127V231H126V233H127L129 229L128 228H126ZM166 229L168 230L169 228L167 227ZM170 229H172V228H170ZM188 229H190V227ZM241 229H243V231ZM244 229H245V232H244ZM164 230H165V228H164ZM192 230L193 229H191V231ZM200 230H199V232H201ZM83 231L84 232H81V234L84 233V240H83V245L81 244V246H83L82 251L84 253V250L86 249V247H88V248L91 247V249H94V247H96V246L98 247L99 246V241H97L98 245H94L95 243H93L96 240L92 241V243H90L89 241L87 242L85 240V236H87L86 232H89V231H87V226H86V229H84ZM93 231H91V232L93 233ZM145 231H144V233H145ZM95 232H96V230H95ZM162 232H161L162 236H160V233L156 232V233L159 234V236H157V239H159V237H162L161 239H163V241L161 239H159V241L160 240L161 241L158 242V243H156L157 242L156 238H154V240L156 239L155 241L153 240V238L151 237L152 236L151 234L145 233V235L147 234V236L151 235L149 237L150 239H148L150 241H148V242L149 243L151 242V238H152V241H154V242H151L152 243L150 245L151 248L148 247V249L150 248L151 251L148 250V249H141V250L142 251L143 250H148V253L149 252L154 253L152 255L150 253L148 254L147 251H146V253L148 255H150V256L151 255L152 256L155 255L156 258L160 259V261L163 264H207L208 263V261H207V263H205V262L202 263L201 261H198V262H201V263H197L198 259L196 260V262L191 260L190 257H188V255H187V251L188 250L186 251L185 249L188 246L190 247L192 245H188L187 244V247H185V249L182 250V249H180L179 245H177V243L179 242L178 239H176L178 242H175V239H174V241H171L170 240V239H172L171 234L167 233L171 237L170 239H167V235L165 234V232L163 234H162ZM166 232H168V231H166ZM179 232H177V233H179ZM188 232H190V231L188 230ZM193 232H194L193 235H192L191 232L190 233H191L192 237L193 236L195 237V238L193 237L195 239V242L197 240L199 241V243L197 242L198 243L197 247L201 243L204 247H206V249L205 248L204 249L207 252H208V249L214 250V251L219 253V255H217L218 257L221 255L220 256L221 258H222V255L229 256V257H231V256L232 257L233 256H239V257L243 256V253L240 252L239 248L238 249L229 248L225 243H223L224 241L223 242H221V241L220 242H216V241H212V240L207 239V238H202L201 236H199L198 230L194 229ZM98 233H96V234L98 235ZM177 233L173 232V235L177 234ZM139 234H140V232L138 233V235ZM164 234H165L167 240H165V236L163 237ZM205 234L207 235V232ZM224 234H226V233H224ZM142 235L140 236V238L142 237V240H139V237H137V236L136 237L138 238L137 241L139 240V241H141L143 243L144 242L143 240L147 236L143 239V237L145 235H143V236ZM180 235H181V233H179V238H180ZM191 235H189V236H191ZM208 235H210V234H208ZM176 236L178 237V235H176ZM226 236H227V234H226ZM88 237H90V236H88ZM228 237L229 236H227L226 238H228ZM237 237H238V235H237ZM82 238L83 237H81V240H82ZM97 238H98V240H101V236L97 237ZM173 238H174V236H173ZM233 238H234V236H233ZM93 239H94V237H93ZM146 240H147V238L145 239V243H143V244L140 243L141 246L142 245L144 246L143 248H145L146 244L148 243ZM215 240H217V239H215ZM107 241H109V242H107ZM81 243H82V241H81ZM87 243H88L89 246L87 245ZM149 243L147 244V246L149 245ZM192 243H194V242H192ZM243 243L245 244V241ZM243 243L241 242V244H243ZM67 244H68V241H67ZM70 244L71 243L69 242V247L71 246ZM132 244H131V247H132ZM135 244H137V242ZM184 244L186 245V241L184 242ZM56 245L58 246V248L59 247L60 248L64 247L63 245L61 247L60 246L61 244L58 245V244L55 243V246ZM107 245H106V247H107ZM125 245L126 246H130L129 243H127ZM137 245H139V244H137ZM147 246H146V248H147ZM194 246L192 247L193 249H194ZM239 246H241V245H239ZM243 246L246 248L245 245H243ZM56 247L54 249H56ZM233 247H236V246H233ZM182 248H183V246H182ZM248 248H250L252 250V247L249 246ZM69 249L71 250L72 247L69 248ZM134 249H132V250H134ZM250 249H249V251H251ZM126 250L124 251L125 253H127ZM138 250H140V249H138ZM256 250H255V252H257ZM63 251L64 250L61 249V251H59V252H62V254H63ZM203 251H201V252H203ZM253 251H254V249H253ZM70 252L68 253V256L71 255ZM87 252L84 255H87L88 254ZM189 252H191V251H189ZM189 252H188V254H189ZM89 253H90V255L88 254V256L90 257L91 256V252H89ZM97 253H98V249H97ZM205 253H201V254H205ZM193 254H195V253H193ZM206 254H208V253H206ZM244 254L247 255V252H245ZM81 255H82V252H81ZM94 255H95V257L97 256L96 254H94ZM120 255L123 258L125 257L123 252ZM127 255H128V253H127ZM131 255H133V253H131ZM198 255H200V254H198ZM250 255H251L250 258L247 257L248 260L252 259L253 255H252L251 252H250ZM260 255H261V257L264 258V255H262V254H260ZM50 256H52V253L50 254ZM53 256H55L54 251H53ZM88 256H87V261H88V258H89ZM64 257L65 256H62L61 258H64ZM95 257L92 256V258H95ZM134 257L136 258V256H134ZM214 257H216V255ZM243 257H242V259H243ZM55 258H58V256H56ZM61 258H59V259L62 261V264H64L65 260H62ZM70 258L73 259L75 257H70ZM92 258H91V260H92ZM113 258L116 260V258L118 259L120 257H119V255H117L116 257H113ZM130 258H129V260H130ZM46 259L48 260L49 257L46 258ZM207 259L209 260V258H207ZM244 259L247 260L246 257H244ZM70 260L71 259H69V262L71 264H73V262H71ZM203 260H205V259H203ZM44 261H45L44 263L49 262V261H46V260H44ZM160 261L158 260V262H160ZM55 262H57V260H55ZM55 262H53V263H55ZM156 262H157V260H156ZM214 262L215 261H213V263ZM58 263L59 262H57V264ZM85 263L83 262V264H85ZM131 263H133V264H141L138 259H136L135 261H133V259H132ZM162 263H159V264H162ZM46 264H50V263H46ZM79 264H82V261H80Z\"/></svg>",
    "mask_w": 264,
    "mask_h": 264
},
{
    "label": "rangeland",
    "instance_id": "obj_2",
    "mask_svg": "<svg viewBox=\"0 0 264 264\" xmlns=\"http://www.w3.org/2000/svg\"><path fill=\"white\" fill-rule=\"evenodd\" d=\"M32 1H33V3H32ZM35 0H0V29L1 30H3L2 32L5 34V32L4 31H7L6 32V34H9V33H14L12 36H15V34L17 33V35H19L20 36V34H18V33H24V35L26 34V36H30V35H34V33H35V29H37V26H36V24L38 23V22H40V21H38V20H41V19H38V17H40V15L38 16L37 14H35V15H33V14H30V12H28V11H26V9H25V6L26 5H28V3H30L31 2V4L33 5H35L36 4V2H40V0H36L35 2H34ZM91 1H93V4L94 5H96V2L97 1H99L97 4H99L102 0H91ZM91 1H88V4H86L85 6H83V5H80V7L82 6V8H78L79 10L81 9V11H79L78 9H77V12L76 11H73L72 10V12L71 13H73V14H71V16H70V18H69V16H66V19L64 18L63 20H65V25H64V23H62L63 24V26L62 25H60L61 27H59V29L60 30H58V32H51L53 35H51V38H50V34L49 35H47V37L49 38V40L50 41H52V43L50 42V44H51V49H50V52H49V61L51 62V64L48 62V67L46 68L45 67V69L44 68H42L40 71H41V73L42 72H44V71H46V70H48L49 68H59L61 71H62V69H65L63 66L61 67V65H60V63H59V61H58V53H59V49H60V47H61V45L63 44V39H64V36L66 35V33H67V35H66V37L71 33V31L73 30V28L75 27V20H76V18H81L82 16H80V14L82 13H84L83 11L84 10H90V7H92L93 6V4H92V2ZM94 1H95V3H94ZM169 1V2H168ZM187 1V4H188V6H189V4H191V7L193 6L192 5V3H193V1H194V6L193 7H197V9L199 8L198 7V3H200V0H165V2H164V8L163 9H161L162 11H160V13H159V17H160V15H161V13H163L162 15H161V18H158V20L157 21H155L154 23H153V25L155 24V25H158L159 26V28L161 27V35L159 34V36H161V39H162V41H164V43L166 44H163V42H162V44H161V47L159 48V50L158 51H163V50H165V49H163L164 47L165 48H167L168 47V51H164L165 53H167V54H165L164 52V54L161 52L160 54L161 55H165V56H162V57H166L167 55H168V57H166L167 58V60L165 61V60H163V59H165V58H161L162 60L161 61H159L160 59V57H161V55L159 56V53H158V51H157V53H156V55H157V59H156V56H155V59H156V61H157V63H159V64H157L156 63V61H155V63L157 64V66L159 65V67L157 68V66H155L157 69L155 70L156 71V75L153 73L154 72V70H152L153 72H151V70H150V67L152 68V69H155V68H153V66L155 65L154 64V60L155 59H153V56L155 55L154 53H153V56L151 57L152 58V60H151V58H148V54H149V52L151 51V49H148V46L150 45H148V44H146L147 45V48L145 47V46H143V47H140V48H137V49H135V51L138 53V50H139V52H140V50L142 51V52H140V53H136V52H134V54H133V51H134V48H133V51H132V49H130V51H129V53L128 54H131V55H136L137 54V57H140L141 59V61H142V57H144V62L143 63H140L138 60H137V58H136V60L135 61H137L136 63H135V61H134V58L136 57V56H133V58H130V57H132V56H130V57H128L126 54L127 53H125L128 49H126L125 51H123V50H121V54H118V55H123L124 53V58L122 59V58H118V59H116V56H117V54L115 55V57H114V59H115V64H116V60H118L117 61V63L119 64H121V62L123 61L124 62V64L122 63V65H120L121 67H123V65L125 66L124 67V70H122L123 68H121V69H119V73L117 74V80H116V83L118 84L117 86H119L120 84H122V82L124 83V81H125V85H120L119 86V88L118 89H116V91L113 89L112 91H111V94H112V99L114 100L117 96L116 95H118V92L120 93L119 94V97L118 98H120V99H116V100H118V101H116L115 100V102H117V105L115 106L116 107V111H118L119 109H120V107H121V109H123V108H128V107H130L129 105V103H131V101H130V99H125V98H128V96H129V98L131 97V98H133L132 96H131V94H129L128 92L131 90V91H133V93H134V95H135V92H137L138 90L139 91H142L141 92V94L143 93V95H145L146 94V96H149V97H147L148 98V101L150 102V99L151 100H153V103L155 104V102H156V98H158V96H160V100H161V98H163V102H165V103H163L162 104V101H161V104L163 105H161V104H159L160 102H156V104L157 105H152V101L150 102V104L148 105L147 104V101L144 103L145 105H143V103H142V100H143V96H142V100H141V106H142V108L144 107V109H143V111H141V106H138L137 104H138V101L140 102V98H139V100L137 101V103H136V106L137 107H140L141 109L139 110V108H137V110H136V112H135V110H134V112H133V117L135 118V120H134V124H135V127L137 128H134V127H132V126H130L129 127V130H128V136H126V138H128L129 139V141H127V139H126V143H127V145L125 144V146L127 147H125V150H123L124 148V145L122 144V142H120V141H122V138H120L121 136H119L120 134H121V129H119L120 127V125H121V128H123L126 124H124L126 121H128V118H129V112H130V108H128V110L126 109V110H119L120 112H121V114H119V116L121 117V115L124 113L125 115H123L124 117H126V118H124L123 116V120H122V118H121V120L124 122V123H122L121 122V124L119 125V121H120V118L118 119V118H116L115 116V113L116 114H118L116 111H115V113H114V110H113V114H110L111 116L113 115V118H111L110 117V115H109V118H111V119H113V121L112 122H109V124H110V129H109V131L108 132H110L111 131V129L113 130V127L117 130V129H119V130H117V132L118 131H120V134H118L117 132H116V130H114L115 131V133H117V134H113L114 135V137L112 136V135H110L111 134V132H113V131H111L109 134H108V138L109 139H105V140H102V141H100L101 143H99L98 144V140H97V138L96 137H93L91 134H93L96 130H103L102 129V127L103 126H101V125H99V124H101V123H98L97 124V126H99V127H91V130L92 129H94V130H87L88 131V133L86 134V137H88L87 135L90 133V131H91V134H89V135H91V136H89V137H91L90 139H88L89 141H90V143H93L94 141V143L93 144H95L96 142H97V144L100 146L104 141V143L106 144V142L108 143L109 141H110V143L112 142L114 145L116 144V143H119L120 142V145L119 144H117L118 146L117 147H120V149L119 148H115L113 145H112V143H111V145L115 148V151H110V152H116V153H118L119 154V151L120 152H123V151H125V153L126 154H124V152H123V154L125 155V159H127L129 156L128 155H130L129 154V151L130 150H132L130 153H134L137 149V145H136V142L138 143V145H144V144H146V142H147V144H146V146H147V148H146V150L147 151H145V150H143V146H138V149H139V147H141V152H142V154H143V156L145 157V159L146 158H148V159H146V161H145V159H144V157H142L143 158V160H142V158H141V160H139V161H141L142 163L144 162V163H146V164H142L141 162H140V164H137L139 161H138V158H140L141 156L140 155H142V154H139V156L140 157H138L137 159H132V155L133 154H131L130 155V157H131V159L133 160L132 161V165H134V169L133 168H131V166H129L130 164H131V162H130V164L128 163L129 161H124L123 162V160H125L123 157L124 156H122L121 157V155H123L122 153L121 154H119V157H121V160H120V158L118 157V159H117V156H115V154H112V153H107V155L108 156H111L110 154H112V156H111V159L109 160L108 158H107V160H106V162L108 163L107 165H108V167L110 166V168H111V174H110V172H109V170H107V166H106V171H108L107 173V176H106V173H104L103 174V185H104V183L106 184V186H107V184L109 185V187L107 186H104L103 188H101V190H100V195H101V197H100V195H99V197L98 196H96V197H98L97 199L98 200H96L95 199V201L92 199V196L94 195V192L92 193L93 195H91L90 193V190L92 191H94V185H91V184H95V178L93 177V176H88L89 174H88V171H90V170H87V168H88V166L86 167H81V166H83V165H85L84 163H81V164H83V165H78L80 162H77V160L78 159H76L75 161H74V163L75 162H77V166H79V168H84V169H86L85 171L84 170H79L78 169V167H76V172H74V174L73 175H75V173L77 174V172H78V174H80L81 172H83V173H81L80 174V176H77V178L78 177H82V178H79L80 180L81 179H83L84 180V184L82 185V184H80L81 182H80V180H79V183H78V180L76 179V177L74 176V178L73 177H70V178H68V179H70V182L68 181V179L65 177L64 178V174L63 173H60L59 171H61L60 169H61V167H59L58 168V166H57V164H61L62 163V159H64L65 158V155H63V154H65L63 151L64 150H60L61 151V153H63L62 155H58V154H55L56 156H57V158L59 157V158H62L60 161H58V159L56 158V156L54 157V159L56 160V162H59V163H57V164H55L56 162H54V164L56 165V167L58 168V170H56V171H58V173H56V171H55V166L53 167V168H51V170L53 169V171H54V173L56 174H51L53 171H51L50 170V167L52 166V165H54V164H52V161H51V159H53V157L50 155H48V153H49V149H51V147H50V145H51V142H52V140L53 139H55V137H53V135L54 136H57L58 137V139H61L62 137V135H63V137H64V134L65 133H67L68 134V132H70V133H72V134H69L73 139H74V136L75 137H77L76 139H79L80 138V136H82V134H83V136L85 137V135H84V133H82L81 131H79L80 129L78 128V126H80V123H81V120L79 121V118H80V116H76V115H78L76 112H74V111H72L73 109H72V107H71V102L70 103H68L69 101H70V99H69V95L68 94H70V95H72V90H73V84H72V79H71V74H69L68 72H66L67 70L65 69L64 70V72L63 73H65V75L68 77H66L65 76V78H67V79H64V82H63V85L61 86V90H63V91H61L60 89H59V93H62V94H59V95H57V96H54V95H56V94H58V92L57 93H55L52 97H50V94L48 93L47 94V96H46V94L45 93H47V91L43 94L41 91H40V89L37 87V85H33L32 83H31V85H33L34 86V88H32V90H31V87H30V91L31 92H29L28 94V96H26L24 99H18L17 101L16 100H8V99H6V101H5V99H4V101H0V131L2 132V130L1 129H3V128H6V129H3V130H6L7 131V133H8V135L10 136V138L12 139V136H13V139H12V141H14V143H15V145H17L16 143H18V141H20V142H22V140H24L25 138V132H26V130L27 129H25V128H27V124L30 122L29 121V119L27 120V117L26 116H28L27 114L25 115L24 114V111H26V110H33L34 112H35V119H36V117L39 119V122L40 121H42L43 122V125L44 126H41L42 124V122H38L39 123V125L43 128V129H41V127L40 128H37L36 130H38V129H41V131L40 132H38L37 131V133L36 134H34L35 135V137H33V138H35V142H32L33 144H31V142L29 143V145L27 146L28 147V150H27V148H26V150H25V154L23 153V152H20L19 151V149H18V152L16 151L17 150V147H14V144L12 145L11 143L10 144H8V143H6V144H8V146L7 145H3L0 149H1V151H2V155H0L1 157H0V159L2 160H0L1 162H3L4 163V165H3V163H1L0 162V165L1 166H3V167H1L0 166V169L2 170L3 169V173L1 172L0 173V264H43L45 261L44 260H46V261H49V262H46V263H50V264H57V262H59L58 264H62V261L59 259V258H61L62 256H65L64 258H61L62 260H65V262H64V264H69L70 262H69V259H71L70 261L71 262H73V264H79V262L80 261H82V264H83V262L85 263V264H130L131 263V261H132V259H133V261H135L136 259H138L139 261H140V263L141 264H159V263H162L161 261H160V259H157L156 258V256L154 255V256H152L154 253H152V252H149L150 254H152L151 256L150 255H148L149 253H148V250H150L151 251V242H154L156 239H157V236H159V234L158 233H160V236H162L161 235V232L160 231H158L159 229L158 228H161L162 229V227H164V226H159V221L161 222L163 219V217H164V219H166V220H163L164 221V223H165V221H167V226H165L164 228H165V230H164V228H163V232H162V234L165 232V234L167 235V239H170L171 237H172V239H170L171 241H174V239H175V242H178L177 243V245H179V247H180V249H185V247H187V244L188 245H192V246H188L185 250L187 251V255H188V257H190V259L191 260H193L194 262H196V260H197V263H207V261H208V263L207 264H264V258L263 257H261V255L260 254H262V255H264L263 253H260L259 251H257L255 248H254V246L250 243V242H247L244 238H243V236H242V233H240L239 232V234H237V233H235L236 234V236L233 234V233H231V236H232V238L230 237V233H227L224 229V226H223V228L224 229H222V228H217V231H216V229H214V228H206V231H205V228L204 229H201V227L203 228V225H204V227L206 226L205 224H204V222L202 221L203 220V215L202 216H200V212H197L198 210L196 209V207H194L193 205L191 206V205H189V203H185L184 201V199H183V195L179 192L180 190H179V188H178V186H177V184L175 183V181L173 180L174 178H173V175H172V173H170L171 171L169 170V164H170V162H171V164H173V166L174 167H176L177 169H182V170H184V171H186L190 176H195V177H200V178H204L205 180H207V181H210L211 183H213V184H216V185H221V186H228V185H230L231 186V184H230V182L232 183V188H235L236 187V189H235V191H237V187H239V188H241L239 191H242L243 193H250V194H260V195H262L263 197H264V178L263 177H259L258 176V174H257V171L252 167V168H250V169H248V171H250L251 169V171H250V174H249V172L247 173L246 171H247V166H244V165H242V164H240V168H238L237 166H233V164H231V166H230V164H226L224 161V164L223 163H221V162H219V161H216L215 163L214 162H208V161H206L205 159H202V158H200V157H198V156H196L195 154H193V153H190V152H186V151H184L182 148H180V147H178L177 145H175L174 143H173V136L171 135V132H170V130H171V128H172V126H173V123H174V120H175V118H174V114H173V102H172V99H171V91H170V88H169V86L167 85V87H164L165 85L163 84L164 82H163V78H164V81H165V77H166V75L167 74H165V73H168V71H170V67H169V65L171 66L172 64V67H174L175 66V62H177L181 57H180V55H181V53L179 52L180 50H177V49H179L178 48V46L177 45H175V43L173 44L172 42H171V40H172V37H173V35L171 34V33H173L174 34V32L172 31V30H174L175 31V28H173L172 30H171V26H175L174 25V19H176V18H174V16L175 17H179L180 16V18H182L181 16H184L185 17V13L186 14H188V15H186V16H188V17H185V19H184V17L181 19L182 21V23L184 24V23H186L185 22V20L186 21H189L188 23L189 24H191V25H193L194 23H195V25H193L192 27H194V26H196L197 27V25H198V17H197V15H198V13L197 12H195L197 9H193V11H192V8L190 7V9L188 8V6L187 5H184V4H186L185 2ZM202 1V0H201ZM204 1V0H203ZM211 1V2H210ZM215 1H216V3H215ZM215 1H213V0H209V2L208 1H206L205 0V3L203 2V5H200L201 6V8H203L205 5L204 4H206V3H215L217 6H221V2H220V0H215ZM219 1V2H218ZM25 2H28V3H25ZM196 2V3H195ZM25 3V5H23ZM89 3H91V4H89ZM38 4V3H37ZM196 4H197V6H196ZM91 5V6H90ZM89 6V8L88 9H86L87 7ZM97 6V5H96ZM203 6V7H202ZM94 7V6H93ZM77 8V7H76ZM110 8H111V10H110ZM110 8H108L110 11H111V13L109 12V10L107 11V7L105 8L106 9V12L105 13H103V11H104V8H101V10L103 9V11H99V10H97V12H102L103 14H106L105 16H103V14L102 15H100L99 16V14H98V16L99 17H97V18H101V20H105V19H107V17L106 16H108V14L110 13V16H112V14L113 13H116V12H114V10L112 9L113 8V6L112 7H110ZM120 8V7H119ZM119 8H117V10H120ZM187 9V10H185V9ZM201 8H199V11L201 10ZM74 10H76V9H74ZM91 10H93L92 8H91ZM112 10H113V12H112ZM115 10H116V7H115ZM185 10V11H184ZM190 10V11H189ZM124 10H122V12H123ZM126 11L128 12L129 11V13H126ZM126 11H124L125 12V16H127L126 18H125V16L123 15V19L121 20V21H123V20H125V19H127V18H130L131 17V15L129 16V14H131V11L130 10H126ZM198 11V12H199ZM251 10H248V12H247V17L248 16H250V14H252V11L250 12ZM76 12V13H75ZM107 12H109V13H107ZM123 12V13H124ZM192 12L194 13V14H192ZM70 13V12H69ZM87 13V12H86ZM118 13V12H117ZM178 14V16H176L175 14ZM255 12H253V14H254ZM68 14V13H67ZM85 14V13H84ZM94 14V13H93ZM97 13L95 12V14L94 15H96ZM213 15H211L212 16V18L213 17H215V18H218L219 17V13L217 14V13H215L214 14V12L212 13ZM252 14V15H253ZM66 15V14H65ZM65 15H64V17H65ZM69 15V14H68ZM80 17H79V16ZM93 15V17L94 18H96L95 16ZM115 15V14H114ZM117 15H119V13L117 14ZM109 16V17H110ZM120 19L122 18L121 16V12H120ZM211 16H209L208 17V19H210L211 18ZM68 17V18H67ZM105 17V18H104ZM108 17V18H109ZM41 18V17H40ZM93 18V19H94ZM96 18V19H97ZM103 18V19H102ZM174 18V19H173ZM189 20H188V19ZM173 19V20H172ZM219 19V18H218ZM218 19H216V21L218 22V23H222V22H219V20ZM78 20V19H77ZM98 20V19H97ZM100 20V19H99ZM100 20V21H101ZM103 20V21H104ZM210 20H213V21H215V19H210ZM95 22H99V21H96V20H94ZM158 21H159V23H158ZM79 22V20L78 21H76V23H78ZM173 22V23H172ZM232 22V21H231ZM96 23V24H97ZM102 23V22H101ZM193 23V24H192ZM217 23V24H218ZM235 24V21H233L232 22V24ZM39 24V23H38ZM95 24V25H96ZM187 24V23H186ZM197 24V25H196ZM101 24L99 23V25L98 26H100ZM152 25V28H155L154 26ZM188 25V24H187ZM228 25H231V23L229 22L228 23ZM72 26V27H71ZM98 26H97V28H95L96 29V31H97V29H98ZM158 26H156V27H158ZM93 27H96V26H94L93 25ZM92 27V28H93ZM255 27V26H254ZM69 28H72V30L71 29H69ZM95 29H91L92 30V32H93V30L95 31ZM158 29V28H157ZM250 29V26L248 27H245L244 29H243V32H244V30H245V32H248V30ZM0 30V31H1ZM71 30V31H70ZM155 31L154 32H156L155 33V35H156V37L158 36L157 35V32H160L159 31V29L156 31V28L154 29ZM70 31V32H69ZM172 31V32H171ZM69 32V33H68ZM171 32V33H170ZM244 32V33H245ZM56 33V34H55ZM91 33V32H90ZM205 33V32H204ZM28 34V35H27ZM55 34V35H54ZM169 34L172 36L171 37V40H170V38H169ZM207 34V35H206ZM10 35V34H9ZM16 35V36H17ZM23 35V34H22ZM32 35V36H33ZM124 35H126V34H124ZM205 35H206V37H208L209 36V33H205ZM11 36V35H10ZM15 36V37H16ZM28 36V37H29ZM52 36H53V40H52ZM121 36V35H120ZM119 36V38L121 39V40H119L118 38V40L119 41H122L123 42V39H124V37L123 38H121ZM159 36H158V38H159ZM31 37V36H30ZM47 37H45V38H47ZM65 37V38H66ZM126 37V36H125ZM156 37H155V39H156ZM187 38H188V40L191 42V43H193L194 45H195V47L197 48V50H198V52L202 55V56H204V57H206V58H209V59H211V60H213L214 62H221V63H225V64H227L228 66H231V67H234V68H236L237 70H238V72L241 74V75H243V76H245V75H250V76H252L254 79H256V81L257 82H259V83H262L263 81H264V66H256L255 67V65L254 66H247V63L245 62V59H243V57L244 56H242V55H240L241 56V58H239L238 56H236V55H233V54H231V53H228V52H226V53H224V52H221L220 50H219V48H217V47H215V48H213V47H210V48H208V47H206L204 44H203V42L201 41V40H199L198 38H197V36H196V34H195V32H188V35H187ZM160 38H159V40H161ZM45 40H48V39H45ZM48 40V41H49ZM125 40V39H124ZM127 40V39H126ZM170 40V41H169ZM47 41V42H48ZM63 41V42H62ZM117 41V40H116ZM119 41H117L118 43H119ZM151 41V40H150ZM150 41H148L149 43H150ZM156 41V40H155ZM154 40H152L151 42L153 43V42H155ZM173 41V40H172ZM122 42H121V44H122ZM114 43H116V42H114ZM124 43V42H123ZM117 44V43H116ZM113 45H115V44H113ZM164 45V46H163ZM150 46H152V44L150 45ZM167 46V47H166ZM235 46V45H234ZM110 49L111 48H113V46H110L109 47ZM236 48H237V50L239 49H241L240 47L238 48V47H235L234 48V50L235 51H237L236 50ZM109 49V50H110ZM145 49H148V50H150V51H146ZM234 50H231L232 51V53H234L235 51ZM111 51V50H110ZM132 51V52H131ZM180 53H178V52ZM131 52V53H130ZM136 53V54H135ZM237 53V52H236ZM140 54V55H139ZM141 54H142V56H141ZM150 54H152V53H150ZM235 54V53H234ZM139 55V56H138ZM120 56H117V57H120ZM123 56H121V57H123ZM127 57H128V59H127ZM114 59H112L113 61H114ZM119 59L121 60V62H119ZM131 59V60H130ZM151 60L150 62L152 63H150L148 60ZM128 62L129 64H131V65H133V66H135L133 63H135L136 64V66L135 67H137V66H140V65H142L143 67H141L140 66V68L138 67L137 69H138V71L140 72V74H138L139 72L138 71H136V69H134V70H132V68H133V66L131 67V65H129L128 63H126V62ZM146 62H147V64L150 66H148V65H146ZM139 63H140V65H139ZM160 63H162V64H160ZM49 64H50V66H49ZM117 64V65H118ZM128 64V65H127ZM138 64V65H137ZM52 65V66H51ZM118 65V66H119ZM58 66V67H57ZM120 66H119V68H120ZM149 67V68H148ZM62 68V69H61ZM143 68V69H142ZM146 68L148 69V71L146 70ZM167 68V69H166ZM127 69H129V71H130V69H131V71H130V73H129V71L127 70ZM44 70V71H43ZM141 70H146V71H144V73L141 75ZM40 71H35V72H33L34 74L33 75H37L36 77L34 76V77H31L32 78V81L31 82H33V81H37V84H38V80L37 79H39L40 77H39V75H40ZM118 71V70H117ZM121 71H123L124 73H122V74H124L123 76L124 77H122L121 75L122 74H120L121 73ZM133 71V72H132ZM151 73H153V74H150L151 76H152V78H153V76L155 77V79L156 80H159L158 82H161L162 83V88L161 87H159V88H161V90L159 89L158 91L156 90V89H158L157 87L160 85V84H158L157 82V84H158V86H157V84H154V83H152V80H150V79H152L151 78V76H149V73L150 72ZM38 74H37V73ZM135 72H138V73H135ZM149 72V73H148ZM131 73H135V74H138V75H141V77L139 76H137V75H131ZM159 73V74H158ZM164 73V74H163ZM120 74V75H119ZM17 75V74H16ZM15 75V77H17ZM118 75L119 76H121V78H124L123 80L121 79V81H120V77H118ZM165 75V77H163ZM126 76H127V78H126ZM134 76V77H133ZM143 76L145 77H147L148 78V80L150 81V83H149V81L148 80H146V79H144L143 78ZM156 76H157V78H156ZM14 77V78H15ZM38 77V78H37ZM135 78L134 80H135V84H133L134 83V81L131 83L130 81V78L131 79H133V78ZM145 77V78H146ZM163 77V78H162ZM34 78V79H33ZM128 78H129V83H128ZM141 78V80L143 79L144 80V83H145V81H148V83L150 84V85H152L153 86V88H151L150 86L147 88V85H148V83H147V85L145 84H143V83H141V82H143V80L141 81V82H139V79ZM162 78V79H161ZM67 80V81H66ZM156 80H153V82L154 81H156ZM161 80V81H160ZM139 83H138V82ZM69 82H70V84H69ZM33 83H35V82H33ZM152 83V84H151ZM36 84V83H35ZM129 84V86L128 87H126L127 85ZM133 84V85H132ZM138 84H140V85H138ZM144 86V88L142 87V85ZM262 84H264V82L262 83ZM131 85H132V87H131ZM138 87H137V86ZM32 86V87H33ZM116 86V85H115ZM127 88V89H129L128 90V92H127V89H126V91L124 92V89H125V87ZM135 86V87H134ZM146 86V87H145ZM123 89H122V88ZM134 87V89L137 87V88H142V90H140V89H136V91L134 92V90L132 89ZM154 87H155V89H154ZM37 88H38V90H37ZM131 88V89H130ZM147 88V89H146ZM165 88V89H164ZM166 88H167V90H166ZM121 91H123V93L122 92H120V90ZM143 89H146V92L143 90ZM149 89V90H148ZM150 89H151V92L153 91V89L154 90H156L155 91V93H157V97H155L156 96V94L153 92V93H151V94H148L147 95V92L148 93H150L149 91H150ZM163 89V90H162ZM117 90H119L118 92H117ZM148 90V91H147ZM164 90H165V92H164ZM61 91V92H60ZM70 91V92H69ZM130 91V92H131ZM159 91H161V92H159ZM167 91V92H166ZM115 92V93H114ZM117 92V93H116ZM144 92H145V94H144ZM161 93V95L159 94V93ZM169 92V94H167ZM124 93L127 95V96H125L124 95ZM132 93V94H133ZM116 94V95H115ZM155 94V96H153V95ZM159 94V95H158ZM261 94V93H260ZM120 95H121V97H122V95H123V101H121V103H120V101L119 100H121V97H120ZM151 95H152V97H151ZM258 95V94H257ZM255 96V98H259L260 99V97H262L263 95H264V93H263V95L262 96H260V95H258V96ZM116 96V97H115ZM145 96V97H146ZM71 97V96H70ZM144 97V98H145ZM68 99H69V101H68ZM146 99V98H145ZM156 99V100H155ZM0 100H1V98H0ZM166 100V101H165ZM155 101V102H154ZM158 101H159V98H158ZM18 103H20L19 105L20 106H18V105H16V104H18ZM68 104H69V106H70V110H69V107H68ZM120 104V105H119ZM123 104V105H122ZM125 104H127L126 106H125ZM129 104V105H128ZM140 104V103H139ZM160 106H162V107H160ZM119 105V106H118ZM149 107V110H152L153 108H154V106H155V110L158 108V107H160L161 109V111H159V110H157V111H159L158 113H159V115L157 116V115H155L154 114V112L155 113H157V111H151L152 113H153V116L155 117L154 119H157L156 121L155 120H153V116L151 117L150 115V117L152 118H150L151 119V121L149 120V121H147V124H146V118H145V116H146V114H148L147 112V110H146V108H147V106ZM15 106H18V108H20L21 107V109L23 108V112H22V110H21V114H20V118L18 119V120H14L13 118H11L12 117V112H14L16 109H18L17 107L15 108ZM128 106V107H127ZM168 106V107H167ZM32 107V108H31ZM35 108V110H34V108ZM150 107H152V108H150ZM29 108V109H28ZM117 108H118V110H117ZM134 108V107H133ZM164 108V109H163ZM15 109V110H14ZM115 109V108H114ZM132 109V108H131ZM136 109V108H135ZM169 109H171L172 110V112H171V114H172V116L170 117V115H168L169 114ZM13 110V111H12ZM19 111H20V109H18ZM154 110V109H153ZM168 110V111H167ZM12 111V112H11ZM127 111H128V116H127ZM141 111V114L139 113ZM26 112H28V111H26ZM72 112V113H71ZM74 112V113H73ZM139 114H138V113ZM168 112V113H167ZM146 113V114H145ZM150 113V112H149ZM151 113V114H152ZM79 117V118H77V121L78 122H80L79 124H77L78 122L76 121V117ZM118 115H117V117H119ZM148 116V115H147ZM146 116V117H147ZM158 118H157V117ZM128 117V118H127ZM131 117V116H130ZM117 119V121H116V119ZM35 119H33V120H35ZM38 119H36L37 121H38ZM81 119V118H80ZM125 119H127V120H125ZM130 119V118H129ZM138 119V120H137ZM144 119V120H143ZM149 119V117H147V120ZM119 120V121H118ZM173 120V121H172ZM29 121V122H28ZM75 121L77 122L76 124H75ZM110 121V120H109ZM115 121H116V123H115ZM138 121H140V123L138 122ZM144 121V123H142ZM154 121V122H153ZM28 122V123H27ZM117 122H118V127H117ZM148 122H150V123H148ZM27 123V124H26ZM171 123V124H170ZM78 125L77 127L75 126V125ZM115 125V126H112V125ZM124 124V125H123ZM133 124V125H134ZM139 124V125H138ZM143 124V125H142ZM146 124V125H145ZM152 124V127L150 126ZM170 124V125H169ZM122 125H123V127H122ZM145 125V126H144ZM149 125V126H148ZM147 126V127H146ZM171 126V127H170ZM140 127V128H139ZM148 127H150V129L148 130ZM77 128H78V130H77ZM96 128H98V129H96ZM101 128V129H100ZM147 128V129H146ZM96 129V130H95ZM142 129V130H141ZM139 130V131H138ZM77 131H79V132H77ZM141 131H144V133H142ZM145 131H147V133L145 132ZM148 131H149V133H148ZM36 132V131H35ZM34 132V133H35ZM83 132H85V131H83ZM151 132V133H150ZM56 133H58L57 135H55ZM60 133V134H59ZM80 133H82L81 135H80ZM12 136H11V135ZM138 134V135H137ZM146 134H147V136L149 137V139H148V137L146 136ZM149 134H151L150 136H149ZM59 135H60V137H59ZM66 135V134H65ZM79 135V136H78ZM116 135L117 136H119V139L117 138L116 139ZM132 135V136H131ZM135 135V136H134ZM82 136V137H83ZM259 136V135H258ZM256 137V139L255 140H257V141H254V145L253 146H255L256 145V147H255V149L257 148V146L258 145H260V146H258V151L259 150H263V147H264V135H262V134H260V136H261V138H262V140H261V138H260V136L259 137ZM53 137V138H52ZM79 137V138H78ZM83 137V140H86V137L84 138ZM88 137V138H89ZM138 137V139H136L135 140V138H137ZM140 137V138H139ZM24 138V139H23ZM52 138V139H51ZM96 138V139H95ZM105 138H107V136L105 137ZM112 138H114V139H112ZM143 138V139H142ZM57 139V138H56ZM72 139V140H73ZM76 139H74V140H76ZM80 139H82V138H80ZM93 139H95L93 142L91 141V140H93ZM110 139H112L113 141H111ZM125 139H124V141H123V143H125ZM260 139V140H259ZM109 140V141H108ZM116 140H118V142L116 141ZM135 142H134V141ZM146 141V142H143V141ZM15 141H17V142H15ZM33 141V140H32ZM76 141H78V142H80L79 140H76ZM87 141V140H86ZM114 141H116V143H114ZM261 141V142H260ZM74 142V144L75 145H77V142H75V141H72V143ZM88 142V141H87ZM140 142V143H139ZM256 142H259V143H256ZM71 143V144H72ZM89 142L87 143V145H89L90 144ZM103 143V144H104ZM109 143V144H110ZM134 143V144H133ZM142 143H144V144H142ZM261 143V144H260ZM96 144V145H97ZM102 144V145H103ZM121 144H122V146H121ZM131 146H130V145ZM258 144V145H257ZM92 145V144H91ZM95 145V146H96ZM97 145V146H98ZM11 146H13L14 147V149H13V147H11ZM73 146L74 145H72V147L71 148H73ZM93 146V145H92ZM95 146H93V149L95 148ZM96 146V147H97ZM98 146V147H99ZM135 146H136V148H135ZM155 146H156V148H155ZM222 145H218L217 146V148H219L220 149V147H221ZM50 147V148H49ZM75 147V146H74ZM89 147V148H88ZM101 147V146H100ZM259 147H260V149H259ZM87 148L89 149L88 150V154L86 153V152H84V154L81 156V158L83 157V159L84 160H81V162L82 161H86V162H93L94 163V161H93V158L94 159H96V157H97V155L95 156L94 155V152H96L97 151V153H98V150H99V148H97L98 150H96V148L94 149V151H93V155H92V147L89 145V146H87ZM86 148V149H87ZM114 148H113V150H114ZM131 148V149H130ZM155 148V150H157V151H155V154H153V152H152V150ZM158 148V149H157ZM161 148V149H160ZM3 149V150H2ZM119 149V151H117ZM127 149H129L128 151H126ZM136 149V150H135ZM121 150H123V151H121ZM167 150V151H166ZM3 151H4V157H6V154H7V158L8 159H5L4 157V160L2 159V156H3ZM28 151V153H26ZM60 151H58V153L60 152ZM87 151V150H86ZM90 151V152H89ZM48 152V153H47ZM152 152V153H151ZM156 152H157V155H156ZM161 152V153H160ZM18 153H19V155H18ZM20 153H21V155H20ZM22 153H23V155H22ZM47 153V154H46ZM150 153L154 156V157H156L157 156V158H158V160L155 158V162L156 163H158L157 165H159V166H161V164L163 165V166H161V168H162V171H161V169H160V167L158 166V168L160 169H157V170H155L154 169V167H153V169L157 172V175L156 174H154V170H152L151 172H150V169H152V167H150V169H149V171L147 170V168L149 167V164L151 163L150 161V163H148V160L151 158L150 156ZM160 153V154H159ZM1 154V153H0ZM26 154H27V157H26ZM44 154H45V156H49V157H47V158H49V159H47L48 160V162L49 161H51V162H49L50 164L48 165L47 164V160L44 162V165L42 164V162H41V159H43V160H45V156H44ZM117 154V155H118ZM128 154V155H127ZM148 156H147V155ZM162 154V158L161 159H159ZM107 155H105V158L107 157ZM126 155H127V157H126ZM158 155H159V157H158ZM166 155V156H165ZM20 156V157H19ZM41 156H43V157H41ZM91 156V157H90ZM152 156V157H153ZM17 157H19V160H18V158ZM52 157V158H51ZM130 157L128 158L129 160H130ZM150 157V158H149ZM41 158V159H40ZM51 158V159H50ZM80 158V157H79ZM110 158V157H109ZM169 158V159H168ZM21 159V160H20ZM26 159V160H25ZM28 159V160H27ZM53 159V160H54ZM92 159V160H91ZM114 159L116 160L115 162H116V164H118L117 162H119V164H120V166H121V164L123 163H125L123 166H126L127 167V165L129 166V167H123V171L124 172H126L125 174L123 173V171H121L120 169L122 168V166L120 167V166H117L116 164H115V162H114ZM127 159V160H128ZM152 159V158H151ZM6 160V161H5ZM8 160V161H7ZM89 160H91V161H89ZM112 160V161H111ZM118 160V161H117ZM161 160H162V162H161ZM20 161V162H19ZM79 161V160H78ZM96 161V160H95ZM131 161V160H130ZM9 162H10V164H9ZM61 162V163H60ZM153 163L152 164H155L156 165V163L154 162V160L152 161ZM167 162V163H166ZM12 163V164H11ZM96 163V162H95ZM128 163V164H127ZM8 164H9V166H8ZM45 164H47V165H45ZM52 164V165H51ZM76 164V163H75ZM87 165H90L91 163H86ZM113 164H115V166H117V167H114V165ZM118 164V165H119ZM148 164V165H147ZM151 164V166H153ZM164 164H166V165H164ZM221 164V165H220ZM51 165V166H50ZM94 165H96V164H93V166ZM111 165H113V167L111 166ZM136 165V166H135ZM142 165V166H141ZM145 165V166H144ZM154 165V166H155ZM156 165V166H157ZM227 165H229V166H226ZM235 165V164H234ZM237 165V164H236ZM8 166V170L6 169V167ZM11 166V167H10ZM46 166H48L47 167V171H46V169H44V168H46ZM50 166V167H49ZM61 166V165H60ZM76 166V165H75ZM164 166H165V168H167V169H165L164 168ZM239 166V165H238ZM245 167V169H243L244 167ZM89 167H91V166H89ZM118 167H120V168H118ZM137 167H142L143 169H141L140 168V170H141V172L143 171V172H145V173H143L142 172V174L140 175L139 174V172H137V170L135 169V168H137ZM229 167H235L234 169H232V168H229ZM243 167V168H242ZM249 167V166H248ZM9 168H10V170H9ZM55 168V169H54ZM109 168V169H110ZM131 168V169H130ZM146 168V169H145ZM229 168V169H228ZM242 168V169H241ZM51 171V173H48V172H50L49 170ZM88 169H90V168H88ZM92 169H94L95 170V167H93V168H91V173L92 174H94V176H95V173H93L94 171L92 170ZM119 169V170H118ZM125 169H127V170H125ZM145 169V170H144ZM163 169H164V171H163ZM228 169V170H227ZM234 171V173H233V171ZM4 170H7V172L5 171L4 172ZM131 170V171H130ZM133 170V171H132ZM135 170V171H134ZM167 170V171H166ZM168 170H169V172H168ZM231 170V171H230ZM246 170V171H245ZM253 170H255V173H253L252 174V172H254ZM44 171V172H43ZM81 171V172H80ZM86 171H87V174H86ZM120 171H121V173H122V176H121V174H120ZM146 171L148 172V174H150V173H152L151 175L153 176V177H156V178H153L152 179V176H150V175H148L147 173H146ZM161 173H160V172ZM228 171H229V173H228ZM237 171V172H236ZM240 171V172H239ZM242 171V172H241ZM243 171H244V173L245 174H243ZM47 172V173H46ZM80 172V173H79ZM89 172V173H90ZM134 172H136V174H134ZM155 172V173H156ZM159 172V173H158ZM165 172H166V174H165ZM168 172V173H167ZM45 173V174H44ZM90 173V175H92ZM137 173L139 174V176H135V175H137ZM163 173V174H162ZM169 173H170V176H169ZM248 175H247V174ZM46 176V178H44L45 176ZM55 178V177H57V178H55V179H57V181L59 180L60 181V184H56V181H54L55 179H53V178H51L52 176ZM61 174H63V175H61ZM77 174V175H78ZM82 174H86L87 175V177L85 176V177H83V176H81ZM145 174V175H144ZM146 174H147V176H150V178L148 177V179H150V181L147 179V178H145V176H146ZM256 174V175H255ZM50 175V176H49ZM55 175V176H54ZM59 175V176H58ZM156 175V176H155ZM163 175H165V176H163ZM252 175V176H251ZM109 176H111L110 178H111V180H108L107 181V178H109ZM162 176H163V178H166L165 180L162 178ZM93 177V178H92ZM126 177H128L127 179L129 180H126ZM223 177V178H222ZM49 178L50 179H52L54 182H55V184L53 183V181L51 180V182H50V180H49ZM71 178H73L74 179V181L73 182H76V183H74L73 184V182L71 181V180H73V179H71ZM85 178L86 179H88V180H90V181H88V183L90 182V184L88 185H86V180H85ZM109 178V179H110ZM123 178V179H122ZM43 179H45V180H43ZM65 179V182L63 181ZM122 179V180H121ZM145 179H147V181H148V184L149 183H151L150 185H148L147 186V188H149V192L151 191V193H154V194H149V192L148 191H146L147 192V195L149 196H147L146 195V192H145V190L143 191V192H145V193H143V196H140V199H138L136 196L138 195L137 193H139V189H140V187L143 185V183H144V181H145ZM170 179V180H169ZM223 179H225V180H223ZM82 180V181H83ZM126 180V181H125ZM151 180H155V182H153V181H151ZM229 180V181H228ZM44 183H43V182ZM59 181L57 182V183H59ZM66 181L68 182V183H66ZM106 181V182H105ZM110 181V182H109ZM111 181H112V185H111ZM128 181V182H127ZM172 181H173V183H172ZM217 181V182H216ZM220 181L222 182V183H220ZM223 181H224V183H223ZM225 181H227V182H225ZM51 184H50V183ZM64 182V184L63 185H61V183H63ZM92 182V183H91ZM123 185L124 184V186L128 183V185H126V188L123 190L122 188L124 187V186H122L120 183ZM169 182V183H168ZM229 182V183H228ZM46 183V184H45ZM145 183H147V182H145ZM168 183V184H167ZM226 183H228V184H226ZM52 184H54V185H52ZM80 185V186H78V187H76L77 185ZM154 184V185H153ZM172 184V185H171ZM176 184V185H175ZM223 184V185H222ZM43 185H46L47 187H43ZM52 185V187L53 186H55V185H57V187H59L60 185V188L59 189H63V191L65 192V190H67L66 191V193H68V195L70 194L69 192V190H71V189H74L75 187L76 188H80L81 186H83V188H80V189H75L76 191L78 190V191H85V189H89V188H87V187H89L90 186V190H88V191H86V192H81V194L82 195H84L82 198V200H84L83 202H82V200H81V194L79 195L78 193H80V192H75V190H73L75 193H76V197L78 198L79 196V200H80V203L81 204H79V201H78V199L77 198H75V193H73V192H71V193H73V194H70L69 196H66V194L64 193V192H62V193H60V194H62L61 196H63L64 194V196L63 197H61V196H59V195H57V193H52V189H50L49 188V186H51ZM59 185V186H58ZM66 185V186H65ZM67 185H69V186H71V187H68ZM84 185L86 186L85 188H84ZM169 185V186H168ZM170 185H171V187H170ZM91 186H93V187H91ZM113 186V187H112ZM122 188H121V187ZM150 186H154V188L153 189H151L152 187H150ZM55 188V187H53V189H54V192H57V190H59L58 188ZM61 187H63V188H61ZM65 187H67V189H65ZM74 187V188H73ZM105 187H106V189H105ZM115 187H119V190H118V188H115ZM177 187V188H176ZM47 189L46 191H45V189ZM48 188H49V190H48ZM91 188H93V189H91ZM44 189V190H43ZM84 189V190H83ZM104 190V192H103V190ZM245 191H244V190ZM115 192H114V191ZM118 190V191H117ZM146 190H148V189H146ZM152 190H154V192H152ZM172 190H173V193H172ZM50 191V192H49ZM114 193H113V192ZM120 191H124V194L125 195H123L124 197L121 199V197H119V195L120 194H122V193H120ZM171 193H170V192ZM59 192V191H58ZM88 192V194H85V193H87ZM117 192H119L120 194L118 195L117 194ZM176 192H177V195H176ZM180 193V195H179V193ZM170 193V194H169ZM142 194V193H141ZM140 194V195H141ZM58 197H56V196ZM74 195V196H73ZM85 195H87V196H85ZM98 195V194H97ZM152 196V199H153V195L155 196V198L157 197L158 198V200H157V198H156V202H154L155 200H152L150 197ZM171 195V196H170ZM95 196V195H94ZM94 196H93V198H94ZM110 196H113L115 199H113V200H116L117 202H112V198H110ZM120 196H122V195H120ZM125 196H127L128 198H126ZM173 196V197H172ZM175 196L177 197V198H175ZM84 197H86L85 199H84ZM147 197H148V199H150V200H152L151 202H152V204H154V203H157V204H154V205H152L150 202H148L147 203V205L150 203L151 204V207L149 208V209H151V208H153L152 209V211H156V212H152V211H150V213H148V211H149V209H148V211H147V207L150 205H148V206H146V209H144L145 207L144 206H142L141 207V202L145 205L146 204V202L148 201V199H147ZM126 198V199H125ZM143 198H145V199H147V201H142L143 200ZM173 198V199H172ZM77 199V200H76ZM138 199V200H137ZM175 199V200H174ZM176 199H178L179 200V202H178V200L176 201ZM86 200H87V202H86ZM92 200H93V204H92ZM118 200H121L122 201V210H123V212L122 211H120L119 209H115V210H117V212L118 213H115L116 211L114 210L113 211V209L115 208V207H117V208H119V206L121 205V201H119L118 202ZM149 200V201H150ZM180 200H182V201H180ZM78 201V202H77ZM141 201V202H140ZM175 201L177 202V203H175ZM85 202V203H84ZM109 202H112V203H114L113 205L111 204L110 205V207L112 206V208L113 209H111L109 206H108V204H110ZM154 202V203H153ZM78 203V204H77ZM84 203V204H83ZM118 203V204H117ZM186 204V206H185V204ZM264 201H262V203H261V205L264 207ZM77 204V205H76ZM93 206H92V205ZM116 204L117 205H119V206H116ZM176 204H179L180 206H178V205H176ZM184 204V205H183ZM78 205H82V206H80L81 207V209L82 208H84V210L82 211L79 207H78ZM84 205H87V206H84ZM114 205H115V207H114ZM159 206V208L157 207V206ZM176 205V206H175ZM88 206H91L90 207V209L92 208V207H94L92 210H91V212L92 213H96V218H95V214H94V218L96 219L95 221L97 222L98 221V219H99V221H100V219H103L104 218V222H103V220L102 221H100V225L99 224H97V223H95V224H97V229H96V225H94L93 223H94V218H92V220L90 219V221H89V223L90 222H92L93 221V223H91V225H94L93 227H95L94 229L96 230V232H95V230L93 231L92 229H93V227H91V225L89 226L88 225V223H85L84 224V221H85V219H86V221L85 222H88L87 221V219H89L88 217L90 216V215H88V213L90 212V209L88 210V209H86V208H89ZM105 206H107V207H109V208H107V210L105 209V208H103V207H105ZM153 206H155V207H153ZM174 206L176 207V208H174ZM184 207V208H182V207ZM161 207L163 208V209H161ZM191 207H193V208H191ZM180 208H181V210H185V212L184 211H182V213H185L184 215H186L187 214V217H189L191 220H192V218H193V211L192 210H194V209H196L195 211L197 212H195L194 213V217L195 218H193V220H192V222H193V225H195L194 227L195 228H193V227H191L189 224H186L185 225V227H184V222H183V224H182V221H180V223H179V220H180V218L178 219V217H179V214H178V211L177 210H180ZM39 209H41V210H39ZM104 211H103V210ZM159 209L160 210H162L161 212H158L157 213V211H159ZM186 209H187V212H186ZM89 212H88V211ZM95 210V211H94ZM105 210H106V212H105ZM109 210H111V211H109ZM119 210V211H118ZM41 211V212H40ZM107 211H109L108 213H107ZM144 211H145V214L146 215H149V214H156V216H158L159 217V213H161V214H163L164 212L166 213V215H165V213L163 214V216L160 214V217L159 218H157L156 216H155V218H154V216H149V218L151 219V221H150V219L148 218V217H145L144 215ZM177 211V212H176ZM103 212H105V214L103 213ZM119 212H122V216H123V218L125 219L126 217V219L128 220V217L131 219V223L129 224L128 222H127V226H126V228H128L129 230H128V232L126 233V231H127V229L125 228V232L123 233V235H122V239L120 238V239H117V240H115L114 242H113V244H111V245H107V244H105L106 242L104 241V239L103 238H112V236H113V234L111 235V233H114V227H112V229H111V223L112 222H114L115 221V219L117 218V215L119 214ZM152 212V213H151ZM103 213V214H102ZM114 213V214H113ZM178 214V217L176 216V214ZM231 213V212H230ZM228 214L229 216L232 214ZM91 214V213H90ZM97 214H98V217H97ZM101 214H102V216H103V218H101L100 216H101ZM115 214H117V215H115ZM196 214H199V215H196ZM226 214V215H227ZM88 215V216H87ZM104 215H108L109 217H108V219H106L107 218V216H104ZM190 215H191V217H190ZM196 215V216H195ZM223 216V217H221V221H222V223H223V225H226L227 223L226 222H228V220H226L225 218H230L229 216ZM76 218H75V217ZM200 216V217H199ZM112 217V218H111ZM144 217V218H143ZM152 217V218H151ZM197 217V218H196ZM149 219V221L150 222H153L152 224H150V226L152 227V226H159V227H157V231H153L154 233H151L152 232V229H154L155 230V228H151V229H149V234H151L150 236L153 238V240H154V238H156L154 241H152V238H151V242L149 243L148 241H150V240H148V239H150L149 237L150 236H147V229L149 228V226H148V224L150 223L149 221H148V219ZM157 218V219H156ZM227 218V219H228ZM125 219V221H127ZM143 219V220H142ZM144 219H146L147 221H144ZM157 220L155 223H154V221L155 220ZM196 219V220H195ZM224 219V220H223ZM71 221H72V223H71ZM75 221H78V223H76ZM80 221V222H79ZM98 221V222H99ZM141 221H143V225L141 224L142 222ZM162 221V222H163ZM197 221V223L198 222H202L201 223V225H200V223H195ZM73 222H75L74 224L76 225L77 224V226L76 227H78L79 229H76V228H74V227H72V226H75V225H70V223L71 224H73ZM101 222H103L104 224H105V226L104 227H107V229L109 230H107L106 231V233H104V229L105 228H103V223H101ZM107 222H110V224L109 225H106L107 224ZM161 222V223H162ZM145 223H146V225H145ZM157 223V224H156ZM225 223V224H224ZM153 224H155V225H153ZM164 224V225H165ZM181 224V225H180ZM160 225H163V224H160ZM198 225H199V228H198ZM83 226V228L84 229H86V226H87V231H89L90 229V231L89 232H86V235L87 236H85V240L88 242H90V243H92V241H94V240H96V241H94L93 243H95L94 245H98L97 243V241H99V246L97 247H94V249H91V247H86V251L84 250V253H83V251H82V248H83V246H81V244L83 245V240H84V233H82L81 234V232H84L83 230V228L81 229L80 227H82ZM142 226H144L143 228H144V230L143 231H140V229H143V228H141ZM183 226V227H182ZM103 228V233H101L102 231V229L100 230V228ZM169 228L168 230L166 229V228ZM190 227V229H188ZM249 227H250V229L254 232V233H257L258 232V230H259V225H255V228H254V226L253 225H249ZM74 228V229H73ZM89 228V229H88ZM98 228H99V231H101L100 233H98ZM170 228H172V229H170ZM227 228V227H226ZM254 228V229H253ZM112 231H111V230ZM182 231H181V230ZM191 229H193L192 231H191ZM194 229L195 230H198V232H199V230L201 231V232H197L198 234H199V236H201L202 238H207V239H210V240H212V241H216V242H223V243H225L229 248H235V249H238L239 248V250H240V252L241 253H243V256L244 257H246V259L248 260V258H250L251 257V255H250V252L252 253V259H249L248 261L247 260H245L244 259V257L243 256H231V257H229V256H224V255H222V258L219 256H217V255H219V253L218 252H216V251H214V250H210V249H208V252L205 250L206 249V247H204L201 243H200V245L197 247V245H198V243H199V241L197 240L196 242H195V237L193 238L192 237V235H193V231H194ZM219 229V230H218ZM146 230V231H145ZM177 230V231H176ZM188 230L192 233V235H191V233L190 232H188ZM213 230V231H212ZM224 230V231H223ZM242 231H243V229H241ZM79 233H78V232ZM91 231H93V233L91 232ZM144 231H145V233H147L146 235H145V233H144ZM151 231V232H150ZM166 231H168V232H166ZM170 231V232H169ZM175 233H177V232H179V233H181V235H180V238H179V233H177V234H174L173 235V232ZM95 232V233H94ZM140 232V234L138 235V233ZM156 232H158V233H156ZM207 232V235L208 234H210V235H206L205 233ZM244 232H245V229H244ZM88 233V234H87ZM92 235H90V234ZM96 233H98V235L96 234ZM145 235L144 237H143V239L146 237L147 238V242L149 243V245L147 246V244H146V246H147V248H146V246H145V248H143L144 246L142 245H140V243H142L141 241H139V240H142V237L140 238V236L142 235ZM157 235H156V234ZM167 233H169V234H171V237H170V235H168ZM224 233H226L227 234V236H229L228 238H226L227 236H226V234H224ZM78 234V235H77ZM81 234V235H80ZM100 234V235H99ZM165 234L163 235V237L165 236ZM212 234V235H211ZM215 234V235H214ZM224 234V235H223ZM142 235V236H143ZM155 237H154V236ZM174 236V238H173V236ZM176 235H178V237L176 236ZM189 235H191V236H189ZM195 235V234H194ZM217 235V236H216ZM237 235H238V237H237ZM88 236H90V237H88ZM101 236V240H98V238L97 237H100ZM139 237V240L137 241V237ZM212 236V237H211ZM223 236V237H222ZM225 236V237H224ZM233 236H234V238L236 239H234L233 238ZM81 237H83L82 238V240H81ZM93 237H94V239H93ZM217 237V238H216ZM242 237V238H241ZM108 238V239H109ZM145 238V239H146ZM162 237H159V239H161ZM67 239V240H66ZM100 239V238H99ZM103 239V240H102ZM145 239L143 240L144 242L143 243H145ZM159 239H157V242L156 243H158V242H160L161 240L163 241V239H161L160 241H159ZM166 239V236H165V240H167ZM176 239H178V241L176 240ZM180 239V240H179ZM192 239V240H191ZM215 239H217V240H215ZM231 239V240H230ZM240 239V240H239ZM238 240V241H237ZM65 241V242H64ZM67 241H68V244H67ZM79 241V242H78ZM81 241H82V243H81ZM111 241V240H110ZM169 241V240H168ZM186 241V245L184 244V242ZM236 241V242H235ZM243 243L244 241H245V244L243 243V244H241V242ZM69 242L71 243L70 245V247H69ZM105 242V243H104ZM107 242H109V241H107ZM137 242V244H139V245H137V244H135ZM183 242V243H182ZM192 242H194V243H192ZM198 242V243H197ZM235 242V243H234ZM55 243L56 244H61L60 246L62 247V245L64 246V247H62V248H58V246L56 247L55 246ZM73 243V244H72ZM89 243V244H90ZM127 243H129V245L130 246H126L125 244H127ZM132 244V247H131V244ZM142 243V244H143ZM155 243V244H156ZM235 245H234V244ZM238 243V244H237ZM154 244V243H153ZM196 244V245H195ZM233 244V245H232ZM87 245H88V243H87ZM92 245V244H91ZM93 245V246H94ZM106 245H107V247H106ZM181 245V246H180ZM195 245V246H194ZM239 245H241V246H239ZM243 245H245L246 246V248L243 246ZM89 246V245H88ZM92 246V247H93ZM102 246V247H101ZM134 246V247H133ZM140 248H139V247ZM182 246H183V248H182ZM194 246V249L192 248ZM202 246V247H201ZM233 246H236V247H233ZM239 246V247H238ZM252 247V250L250 249V248H248V247ZM56 247V249H54ZM72 247V249L70 250L69 248H71ZM128 249H127V248ZM148 247H150L149 249H148ZM200 247V248H199ZM244 247V248H243ZM68 250H67V249ZM103 248V249H102ZM127 250H126V249ZM134 249V250H132V249ZM191 248V249H190ZM203 248V249H202ZM205 248V249H204ZM58 249V250H57ZM61 249L62 250H64L63 251V254H62V252H59V251H61ZM66 249V250H65ZM97 249H98V253H97ZM138 249H140V250H138ZM141 249H148V250H141ZM202 249V250H201ZM245 249V250H244ZM247 249V250H246ZM249 249L251 250V251H249ZM253 249H254V251H253ZM126 250V252L128 253V255H127V253H125L124 251ZM132 250V251H131ZM184 250V251H185ZM204 250V251H203ZM255 250L257 251V252H255ZM53 251H54V253H55V256H53ZM71 251V252H70ZM88 251V252H87ZM100 251V252H99ZM134 251V252H133ZM145 251V252H144ZM146 251H147V253H146ZM185 251V252H186ZM189 251H191V252H189ZM201 251H203V252H201ZM71 253V255H69L70 257H75V258H70L69 256H68V253ZM81 252H82V255H81ZM86 252L90 255V253L89 252H91V258H92V256L93 257H95V255L94 254H96L97 256L95 257V258H92V260H91V258L88 256V254L87 255H84V254H86ZM122 252H123V254L125 255V257L123 258V257H121V255L120 254H122ZM188 252H189V254H188ZM208 253V254H206V253ZM245 252H247V255L246 254H244ZM52 253V256H50V254ZM131 253H133V255L134 256H136V258L133 256V255H131ZM193 253H195V254H193ZM201 253H205V254H201ZM210 253V254H209ZM217 253V254H216ZM119 255V257L120 258H116V260L113 258V257H116L117 255ZM198 254H200V255H198ZM84 255V256H83ZM204 257H203V256ZM216 255V257H214V256ZM249 255V256H248ZM257 255V256H256ZM56 256H58V258H55ZM87 256L89 257L88 258V261H87ZM123 256V255H122ZM133 258H132V257ZM49 257V259L47 260L46 258H48ZM131 257V258H130ZM198 257V258H197ZM228 257V258H227ZM242 257H243V259H242ZM248 257V258H247ZM256 257V258H255ZM69 258V259H68ZM123 258V259H122ZM129 258H130V260H129ZM155 258V259H154ZM205 259V260H203V259ZM207 258H209V260L207 259ZM254 258V259H253ZM261 258V259H260ZM135 259V260H134ZM201 259V260H200ZM55 260H57V262H55ZM60 260V261H59ZM67 260V261H66ZM75 260V261H74ZM77 260V261H76ZM84 260V261H83ZM118 260V261H117ZM156 260H157V262H158V260L160 261V262H156ZM211 260V261H210ZM55 262V263H53V262ZM79 261V262H78ZM198 261H201V262H198ZM213 261H215L214 263H213ZM78 262V263H77ZM46 263H44V264H46ZM71 264V263H70ZM131 264H133V263H131ZM163 264V263H162Z\"/></svg>",
    "mask_w": 264,
    "mask_h": 264
}]
</instances>
